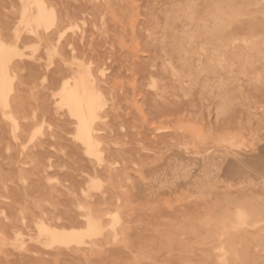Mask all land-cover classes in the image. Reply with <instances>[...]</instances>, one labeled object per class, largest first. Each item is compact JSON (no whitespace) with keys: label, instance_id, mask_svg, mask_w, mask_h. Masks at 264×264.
I'll return each instance as SVG.
<instances>
[{"label":"rangeland","instance_id":"374dc122","mask_svg":"<svg viewBox=\"0 0 264 264\" xmlns=\"http://www.w3.org/2000/svg\"><path fill=\"white\" fill-rule=\"evenodd\" d=\"M6 1L7 2L9 1V2L7 3ZM16 1L18 3L20 2V4H18ZM27 1L28 0H21V1H19V0H2L1 1L2 3L0 2V7H1L0 8L1 9L0 10V18L2 16V19H0V32H1L0 33V39H1L0 41H3L4 43L8 44L9 46L15 47V49L17 48V50H16L17 54L11 55V58L9 61V67H10L9 73H10V76L12 78V81H10L11 79H9L10 83H8V86L11 84L10 87L13 86V87H11V89H13V88L14 89L13 90L8 89L9 90L8 92H11V91L12 92L8 96L9 102H10V103L8 102L9 106H8V108L5 106V108L10 109V110L6 109V111H7V113H6V111L3 108L4 106L0 104V117H2L4 114L5 115L10 114V116H11V117L9 116V118H6V119L4 117L0 118L2 120V122L0 120V122H1L0 124L2 125V126L0 125V128H1L0 129V134H1L0 138H2L1 139L2 141L0 140L1 141L0 142V151H1L0 152V154H1L0 155V163L2 162V165H0L1 166L0 167V174H1L0 175V184H1L0 186H2V187H0V190L4 191V192L6 191L5 195H3L4 192L2 193L0 191V207L3 208V209H0V264H13L16 261H17V263H15V264H20V263L21 264H25V263L31 264V262H32V264H49V263L50 264L51 263L52 264H68V263L74 264L75 259H77L79 261L78 262L76 260L75 264L76 263L77 264H82V263L83 264H106V263L107 264H121V263H123V264H151V263L152 264L153 263L154 264H176V263L177 264L178 263L179 264H207V263L211 264L213 262H214V264H231V262L233 264H264V244H263L264 243V50H263L264 49V45H263L264 42H262L263 44L261 43V41H264V37H262V36H264V33H263L264 32V27H263L264 26V0H256V1H254V0H249V1L243 0L245 2H243L242 0L241 1L239 0L240 3L237 2L238 0H236V2L234 0H227V1L221 0V2L218 0L217 1L216 0L215 1H213V0H206V1L202 0L203 2L200 0H197V1H199L197 3H195L196 0H186V1L185 0H120L121 2L119 0H112V1L111 0H98V1L97 0H93V1L92 0L91 1L90 0H78V1L77 0H44L45 5L51 11L53 9V11H52L53 15L56 16V17H54V19H55L54 21H56V22L55 23H53L54 21L51 22L54 24L52 26H55V27L51 26V29L48 28V25L50 23H48V25L45 24V26H42V25H44L43 23L42 24L40 23V25L39 24L37 25V23L34 20L37 16V13H38V9H37L38 7H36L37 5L34 2V0H29L28 2ZM41 1L43 2V0H41ZM53 1H54V3H53ZM102 1H104V2H102ZM211 1H213V2L210 3ZM31 2H33L35 4H32ZM91 2H92V4H91ZM188 2H190V3L194 2L195 8L193 7L194 5H192V3L188 4ZM214 2H217V3L215 4ZM254 2H256V3H254ZM74 3L78 6H76ZM113 3H114V5H113ZM198 3L199 4L201 3V4L196 5ZM205 3H208V5H205ZM219 3H221V4H219ZM222 3H223L224 7L227 5L226 6L227 8H225V10L223 9L224 11L221 10L224 7H222V6H221L222 8L220 7V5H222ZM244 3L245 4L247 3V5H245ZM21 4H22V6H21ZM31 4L34 7H32ZM72 4H74V5H72ZM123 4H124V6H123ZM181 4L182 5L188 4L189 9L192 10V12L194 10L197 14H198V12H199V14L201 13L199 15L200 18H198V15H193L194 12L190 13L191 11H189L187 5L182 6ZM210 4H211V6H212V4H214L215 6L220 7V8L216 9V7L214 8V5H213V7H211ZM229 4H231V7L233 6V8L231 10H229V7H230ZM233 4L234 5L238 4V5L235 7ZM9 5L12 8L9 7ZM62 5H63V7H62ZM100 5L102 7L104 6L103 7L104 10L101 8ZM57 6L59 7V9ZM105 6H106V10H105ZM179 6H180V8H179L180 10L183 7V12H184L183 15H181L182 13H180V11L178 10ZM186 6H187V9L185 8ZM18 7H21V9ZM26 7H28L27 8L28 11L26 10ZM112 7H114V9ZM237 7L241 10H239ZM31 8H33V9H31ZM199 8H201V9H199ZM208 8H211V10H213V12L210 9H209L210 11H208L207 10ZM234 8H236V11ZM22 9L25 11L22 12ZM97 9H99V11L101 13ZM215 9H216L217 13H215L216 12ZM198 10H201V11H198ZM203 10H205V11H203ZM218 10H221V12L223 11V13L221 14V12H218ZM2 11H3V13H2ZM104 11H105V13H104ZM116 11H117V13H116ZM225 11H227V12L229 11L228 15L226 14L227 12H225ZM10 12H12V13H10ZM118 12H119V14H118ZM230 12L233 14H230ZM22 13H24V15ZM149 13L152 15H150ZM189 13L191 14L190 17L188 16ZM212 13H214L215 15ZM3 14H5V17H3L4 16ZM99 14H101V15H99ZM155 14L157 16H155ZM202 14H203V17H202ZM211 14H212V16H211ZM22 15H23V17H22ZM119 15H121V16H119ZM192 15L195 17L194 18L195 20L193 19ZM207 15H209L208 19L205 17ZM230 15H231V17L229 18L230 20L226 19V17L228 18ZM28 16H29V18H30V16H32V17L35 16V18H33L34 20L33 19L30 20L28 18ZM149 16H151L153 20L151 19V17L149 19L148 18ZM183 16L185 19L188 16L189 18L188 17L187 18L191 19V20H188V19L185 20L183 18ZM221 16H222V19L220 18ZM14 17H16V18H14ZM61 17L63 18V20H61L62 19ZM85 17H86V20H85ZM204 17H205V19H204ZM214 18H215V22L213 21ZM27 19H29L33 24L29 25L26 22ZM196 19H198L200 21H198ZM206 19L208 20V22H205ZM5 20L6 21L8 20V22H6ZM20 20H22V21H20ZM99 20L102 23H100ZM184 20L187 21L188 23L187 22L185 23ZM192 20H194V21H192ZM201 20L204 22L203 24H202ZM210 20H211V22H210ZM81 21H82V23L84 22L85 24H82ZM110 21H111V23H110ZM123 21L125 22V24ZM190 21H192V23L197 21V22H195L197 24L194 23L195 24L194 25ZM11 22L13 24H14V22H16L17 24L15 23L13 25ZM21 22L22 23L24 22L23 25ZM61 22H64V23H61ZM112 22H113V24H112ZM148 22L150 23L149 25H148ZM213 22H214V24H213ZM19 23H21V24H19ZM25 23H27V25L29 27L33 26L32 27L33 31L31 30L32 28H29V27L26 29L27 26ZM34 23H36V24H34ZM126 23H127V27H129V29L126 27ZM199 23H201L202 25H200ZM206 23H207V25H206ZM210 23H211V25H209ZM216 23H217V25H216ZM78 24H79V26H78ZM108 24H109V26H108ZM115 24H117V25H115ZM218 24H220L219 25L220 27L218 26ZM227 24H229V25H227ZM6 25H8V26H6ZM17 25H19V26H17ZM36 25H37V27L40 26L39 28H41V29H39V28H38L39 30L35 29ZM91 25H92V27H91ZM98 25H100L101 27L100 26L97 27ZM114 25L116 26L115 28H114ZM186 25H188V26H186ZM196 25H197V27H196ZM64 26H66V27L62 29V27H64ZM69 26H70V28H69ZM83 26H85V27H83ZM151 26H154V27H151ZM172 26L173 27L175 26L174 30H172L173 29ZM191 26H193V27H191ZM210 26H212V27H210ZM250 26L255 27V28L257 27L258 28V29L256 28L257 30H259V28H260L259 32H257L254 28H252ZM45 27L50 29V30L49 31L46 30ZM170 27L172 29H170ZM198 27L200 29H198ZM205 27H206V29H205ZM247 27L248 28L250 27V28L248 29ZM261 27H263V28L261 29ZM13 28H14V30H12ZM73 28H76V29H73ZM147 28H148V30H147ZM182 28L185 29V32H184V29H182ZM224 28H225V30H224ZM243 28L245 29V32H244ZM71 29H72V31H71ZM176 29H177V31H176ZM180 29H181V31H180ZM217 29H218V32H217ZM246 29H248L249 32H246V31H248ZM77 30L79 33L76 32ZM146 30H147V32H146ZM158 30H159V32H158ZM201 30L205 31L202 33L203 36H201L202 35ZM206 30H207V32H206ZM215 30L217 33H215ZM219 30H221L220 31L221 34H219ZM226 30H228V31L226 32ZM250 30H252V31H250ZM261 30H262V34H261ZM34 31L37 32L36 33L37 35L34 33ZM91 31H93V32H91ZM108 31H109V33H108ZM128 31H129V33H128ZM130 31H131V33H130ZM142 31H144V32L142 33ZM160 31H161V33H160ZM168 31L169 32L171 31V33H169ZM212 31H213V33H212ZM253 31H255V33ZM15 32H17V33H15ZM32 32L34 33L35 36L31 35ZM51 32H53L54 34L52 33V35H51ZM177 32H178V34H175V35H177L176 36L177 38H176L173 33H177ZM187 32H189L188 34H190L192 32H195V33H192V34H194L193 37L191 34H190L191 36L188 37ZM228 32H230V33H228ZM120 33H122V34H120ZM162 33L164 35L166 34L167 36L165 35L166 36L165 37ZM179 33H181V35ZM204 33H207L210 35H206ZM223 33L224 34L227 33L226 35L229 36L230 38L227 37L226 35H225L226 37L223 36ZM252 33H254L255 35L254 34L252 35ZM256 33H259V34H256ZM111 34H112V36H111ZM129 34H130V37H129ZM183 34H184V36H182ZM212 34H214V35H212ZM216 34H219V36L217 35V37H219V39L217 38L216 40H214L216 38V36H215ZM230 34H232V35H230ZM238 34H239V36H237ZM244 34H246L247 36ZM137 35L139 38L137 37ZM140 35H141V38H140ZM161 35H162V37H161ZM170 35H171V37H170ZM198 35H200V36H198ZM220 35L222 37V40H220L221 39ZM241 35H243V36H241ZM77 36H79V37H77ZM80 36H81V38H80ZM158 36H160V37H158ZM206 36H208V38H206ZM252 36H254V38ZM255 36H257V37H255ZM13 37H14V39H13ZM57 37H60V38H57ZM66 37H67V39H66ZM142 37H144V38H142ZM149 37L152 40L151 42H149L150 41ZM152 37L155 39H153ZM163 37L166 39H164ZM179 37L180 38L182 37V40H180ZM185 37H186V39H185ZM195 37H196V40H199V42H200V39L202 37V39H201L202 42L199 43V42H196V40L194 41ZM212 37L214 39H212ZM224 37H225V40H224ZM249 37L251 40L247 39ZM203 38L206 40L203 41L204 40ZM236 38H238V39H236ZM10 39H11V42H13V43L10 42ZM72 39L74 41H72ZM89 39H90V41H89ZM94 39H95V41H94ZM105 39H106V41H105ZM159 39L162 42H160ZM189 39H190V41H189ZM252 40H253V42H252ZM113 41L117 42V43H113ZM142 41H144V42H142ZM147 41H148V43H147ZM209 41H210V45H212V47L214 49L212 47L209 48L210 45H207V43H209ZM214 41H217L218 44H217V42H214ZM34 42H36V43H34ZM182 42L184 43V45ZM205 42H206V44H204ZM144 43L146 44L145 46H144ZM173 43L174 44L176 43V44L174 45ZM198 43H199V45H197ZM252 43H254L255 46ZM256 43H258V44H256ZM28 44H30L32 47H30V45H28ZM37 44L38 45L40 44V46H38ZM187 44H189V45H187ZM203 44H204V46H202ZM216 44H217V47H215ZM225 44H227V45L225 46V49H224V46H222V45H225ZM186 45L187 46L191 45V46L189 48ZM194 45H196V46H194ZM218 45L221 47H219ZM16 46H18V47H16ZM83 46H84V48H83ZM180 46L183 47V48H181L182 50L179 49ZM238 46H239V49L242 50L240 52V54L238 53V51H239V49H237ZM250 46H251V48H252V46H254V48H256L258 50L254 49V48L251 49ZM68 47H69V49H68ZM87 47H89V48H87ZM203 47H205V48H203ZM206 47H208V48L206 49ZM234 47H236L237 52H236V49ZM260 47H261V49H260ZM55 48H56L58 53L54 50ZM101 48H103V49H101ZM231 48H233V49L231 50ZM248 48L250 49V52H249ZM34 49L37 50L38 52L35 51ZM187 49H189V51L192 50L193 52H189ZM195 49L200 52L201 56L198 55L199 52H197ZM209 49H213V50H210L211 53H210ZM218 49H219V51H218ZM243 49L244 50L246 49V51H243ZM259 49H260V51H259ZM61 50H64V51L62 52ZM70 50L73 51L72 52L73 55L71 54ZM108 50L111 51V52L109 51V54L106 53V52H108ZM161 50L162 51L164 50L163 53H161L162 52ZM177 50H180V52L178 53ZM185 50H187V51H185ZM229 50H230V52H229ZM255 50H256V52L257 51H259V52L256 54L255 53L251 54V53H253V51L255 52ZM22 51H24V52H22ZM54 51H55V53H54ZM149 51L154 52L153 55ZM165 51H167V52H165ZM225 51H226V54H227V52L229 53V54H227V56H229L228 60H227V56L225 54ZM232 51H235L233 53V56H235L236 58L232 57V54H231ZM34 52H36L37 54H35ZM81 52L82 53L84 52V53L82 54ZM188 52L191 54L193 53L196 57L193 54L192 55L189 54ZM222 52H224V53H222ZM244 52H247L248 54L244 53ZM19 53L21 55H19ZM22 53L24 55H22ZM104 53H105V55H104ZM155 53L157 56L159 55V57H157L155 55ZM201 53H203V54H201ZM45 54H46V56H45ZM124 54H126L128 58ZM167 54H168V56H167ZM176 54L178 56L180 55L182 57V59H184L186 62L187 61H190V62L186 63L184 60L181 59L180 56L178 57ZM213 54H214V56H213ZM220 54H221V56H220ZM222 54H224L225 56L224 55L222 56ZM243 54H245V55L243 56ZM246 54H247V56H246ZM249 54H251V55H249ZM33 55H34V57H31ZM112 55H114V58ZM131 55H132V57H131ZM171 55H172V57H171ZM186 55H188V60H187ZM98 56H100V58ZM120 56H121V58H120ZM153 56H154V59H153ZM185 56H186V58H185ZM207 56H208V58H206ZM210 56L212 57L211 59H209ZM215 56L218 59L215 58L216 59L215 60L213 58ZM250 56H252V57H250ZM18 57H19V59H18ZM47 57H48V59H47ZM51 57H52V59H51ZM67 57H69V60L67 59ZM197 57H199V59ZM247 57H249V58H247ZM126 58L128 61L129 60L130 61L128 62L126 60ZM159 58H161V59H159ZM192 58H193V60H191ZM28 59L30 60V62ZM36 59H38V60H36ZM73 59L75 61H73ZM172 59H174V60H172ZM180 59H181V61H179ZM212 59L215 60L216 62H213ZM21 60H23V61H21ZM104 60H105V62H104ZM206 60H207V62H206ZM150 61L152 62V66H149L151 64ZM163 61H165V62H163ZM137 62L141 66H138V64H135ZM143 62H145V63H143ZM148 62L150 64H148ZM182 62L183 63L185 62V64L183 65ZM205 62L207 63V65L204 64ZM227 62H228V64H227ZM164 63H165V65H164ZM180 63L184 67L182 65L179 66ZM191 63H193L194 66L191 65ZM210 63L212 65H213V63H215L213 65L214 67L213 66L211 67V65H209ZM57 64H59V65H57ZM64 64H66V65H64ZM82 64H83V66H82ZM89 64L92 66L89 67ZM145 64H147L146 67H144ZM186 64L190 65L189 68L187 67ZM199 64H201V65L198 66ZM95 65L97 67H95ZM120 65L121 66L124 65L127 67L129 66L128 68L126 67L128 70L126 68H123L124 66L121 67ZM155 65L157 67H155ZM202 65H204V66H202ZM215 65H218V67ZM224 65L226 66V69H225ZM61 66H62V68H61ZM86 66H87V68H86ZM147 66H149V67H147ZM176 66H178L179 68ZM208 66L210 68H213V70L209 69ZM16 67H18V68H16ZM41 67H42V69H41ZM130 67H131V69H130ZM180 67H181V69H180ZM192 67H194V68L192 69ZM201 67L205 70H203ZM207 67H208L209 71L207 70ZM96 68H97V70H96ZM146 68H148L149 71H147ZM161 68H162V70H160ZM183 68L184 69L186 68L185 71H183L184 70ZM65 69H66V71L67 70L68 71L66 72ZM108 69H110V70H108ZM121 69L125 73L124 72L122 73ZM129 69H130V71H129ZM136 69H137V71H136ZM139 69H141V70H139ZM151 69H152V72H151ZM153 69L156 71L154 72ZM167 69H170L172 71H169ZM191 69L194 71H192ZM199 69L201 72L203 70L204 73L202 72V74H201ZM214 69H216L217 72ZM75 70H77V71H75ZM166 70H167V73H166ZM206 70H207L208 74L205 73ZM17 71H18V73H17ZM87 71H89V72L87 73ZM157 71H159V72H157ZM162 71L165 73V75ZM188 71H189V74H188ZM195 71L196 72L199 71V73H194ZM210 71H212V72H210ZM21 72L23 74H20ZM78 72H79V74H78ZM141 72H144L143 73L144 76H143V74H141ZM149 72L151 73V75ZM82 73H83V75H82ZM89 73H90V75H89ZM13 74L14 75L16 74L15 78H13L14 77ZM17 74H20V75H17ZM95 74H97V76H99L101 79L98 78L97 76H95ZM98 74H100V75H98ZM169 74H170V76H169ZM214 74H215V76H214ZM103 75H105V76H103ZM147 75H150V76H147ZM154 75H156V76H154ZM181 75L183 77H181ZM212 75H213V77H212ZM220 75H222L223 78L220 77ZM81 76L87 77L89 86H91L92 84L95 85V86H93V85L92 86L97 90L99 95L100 94L104 95V93L108 95V97L106 95H104L101 98L102 102H106L107 104L103 103V105H105V106H103L99 112V115H100V117L98 118L99 120L98 121L96 120V122H94L93 135H94V138L96 139L97 145H96V150L91 152V153L87 149V147L84 144H82V141L79 140L78 136L76 137V135H78L77 131L79 128V126H78V128H76L78 121L76 119L73 120V118H75V117L72 114L70 115V111L68 112L69 109L68 110L65 109L67 107H66V105H64L62 103V100H61V98H62L61 92H62L63 86H62V88H60V86L64 85L69 80H72L69 82L71 84H74V81L76 79L80 78ZM115 76H117V77H115ZM159 76H161V77H159ZM195 76H197V77H195ZM91 77H93V78H91ZM111 78H113V79H111ZM118 78H121V79H118ZM147 78H148V81L146 80ZM157 78H159V79H157ZM190 78H191V80H190L191 82L189 81ZM102 79H104V81ZM150 79H152V80H150ZM42 80H44V81H42ZM210 80H211V82H210ZM216 80H218V81H216ZM20 81H21V84H20ZM48 81H49V84H48ZM92 81H93V83H92ZM105 81H107V82H105ZM141 81H144V83ZM165 81L168 83H166ZM22 82L25 86L22 84ZM125 83H126V85H128V88H127V86H125ZM173 83H175V84L173 85ZM209 83H211V85H213V86L209 87V85H210ZM145 85H147V86H145ZM169 85H170V87H169ZM8 86H7V88H9ZM15 86H18V87H15ZM43 86H45V87H43ZM142 86H144V88L146 90L143 89ZM125 87H126V89H125ZM129 87H130V89H129ZM219 87H220V89H219ZM49 88H50V90H49ZM132 88H133V90H132ZM221 88L222 89L224 88V89L222 90ZM101 89H103V90H101ZM115 89H117V90H115ZM150 89H152V90L150 91ZM53 90L56 92H54ZM119 90H120V92H119ZM144 90L146 93H148L150 91L149 94H147L148 96L143 92ZM147 90H149V91H147ZM99 91H101V92H99ZM132 91L134 92V94ZM219 91L222 93H220ZM125 92H127L130 96L128 97V94ZM131 92H132V94H131ZM136 92H138V93H136ZM167 92H169V95ZM34 93H35V95H34ZM113 93L115 94V96ZM121 94H122V96H121ZM101 95H100V97H101ZM163 95H166V96L163 97ZM19 96H21L22 98ZM56 96H59V98ZM104 97H107V98H104ZM130 97L133 99L131 100ZM10 98H11V100H10ZM129 98H130V100H129ZM43 99H44V102H43ZM16 100H17V102H16ZM55 100H57V101H55ZM31 101H33V102H31ZM21 102H23V103H21ZM21 104H23V105L21 106ZM24 104H26V105H24ZM225 104H226V106H224ZM108 106L109 107L111 106V107L109 108ZM54 107H56V108H54ZM125 107H127V108H125ZM20 108H22V109L20 110ZM16 109H18V110H16ZM23 109H26V110H23ZM27 109H28V112H27ZM132 110H134V111H132ZM20 111H21V114L19 115L18 112H20ZM53 111L55 112V114ZM3 112H4V114H3ZM13 112H15V113H13ZM128 112H130V113H128ZM38 113H40V114H38ZM131 113H133V114H131ZM134 113L137 115V117L135 116V118L137 120H135V118H134ZM24 114H27V115L24 116ZM60 114H62V115H60ZM118 114H119V116H118ZM8 115H7V117H8ZM129 115L131 116V118ZM40 116H42V117H40ZM70 116H73V117H70ZM141 116H142V118H141ZM13 118H14L15 122H13ZM35 118H36V120H35ZM41 119H42V122H41ZM115 120H116V122H115ZM16 121H19L18 126H17ZM32 122L34 123V125L35 124L36 125L34 126ZM118 123H120V124H118ZM126 123H128L129 125ZM4 124H6V125H4ZM27 124L29 125L28 129H27V127H28ZM3 125H4V127H3ZM14 125H16L17 127H15ZM99 125H101V126H99ZM111 125H112V127L114 126V128H112ZM144 125H145V128H144ZM5 126H6V129H3V128H5ZM102 126H103V128H102ZM140 126L142 129H140ZM148 126H149L150 130L148 129ZM189 126H191V127H189ZM22 127H24V128H22ZM16 128H17V130H16ZM55 128L57 130H54ZM60 128L62 130H60ZM75 128H76V130H75ZM186 128H187V130H186ZM9 129H10L11 133H10ZM128 129L130 131H128ZM3 130H5V131H3ZM12 131H14V134L12 133ZM54 131H55V134H53ZM126 131H128V132H126ZM116 132L118 133L119 137L117 136ZM147 132L149 133V135ZM174 132H175V135H174ZM2 133L3 134L6 133V134L3 135ZM7 133H9V134H7ZM22 133H24V134L22 135ZM37 133L39 135H37ZM40 133H41V135H40ZM67 133L68 134L70 133V134L68 135ZM123 133L125 136L123 135ZM127 133L129 136H127ZM198 133H200V134H198ZM232 133H234V134H232ZM66 134L68 137L66 136ZM213 134H214V136H213ZM19 135L20 136L22 135V136L20 137ZM59 135H61V136H59ZM103 135L105 137H103ZM107 135H108V137H106ZM114 135H115V137H114ZM158 135L161 137V139ZM162 135L164 137V140H163ZM165 135H166V137H165ZM18 136L21 139H19ZM26 136H27V138H26ZM41 136H43V137H41ZM188 136H189V138H188ZM56 137H58V138H56ZM149 137H150V140L148 139ZM183 137H184V139H183ZM3 138L5 140L8 139V140H6L8 142L3 140ZM24 138H25V140H24ZM73 138H74V140H73ZM132 138H135V141ZM166 138L168 139V141L166 140ZM176 138H177V140H179V139L180 140L177 141ZM185 138H188V139H185ZM201 138H203V140ZM9 139L12 140L11 143L9 142L10 141ZM60 139H62V140L59 141ZM130 139H132V141H129ZM29 140H31L32 143ZM51 140H53V141H51ZM55 140L56 141L58 140L57 141L58 143H56ZM49 141H50V143H49ZM67 141H69V142H67ZM142 141H144V142H142ZM196 141H198V142H196ZM79 142H81V143L78 144ZM159 142H160V144H157ZM169 142H170V144H169ZM174 142H176V143L174 144ZM184 142H185V144H184ZM187 142H189V143H187ZM6 143H7V145H6ZM25 143H26V145H25ZM100 143H102L101 146H99ZM149 143H151V144H149ZM177 143H179V144L176 145ZM33 145H34V147H33ZM71 145H73V146H71ZM81 145H83V146H81ZM150 145L153 146L152 149H151ZM167 145H168V147H167ZM47 146L48 147L50 146V147L48 148ZM51 146H52V148H51ZM67 146H69V147H67ZM158 146H160L161 149H160V147L156 148ZM197 146H199V147H197ZM65 147L67 149H65ZM135 147H137V148H135ZM162 147H163V149H162ZM36 148L38 150H36ZM44 148H46V149H44ZM138 148H140L141 150ZM83 149H85V150H83ZM12 150H14V152L15 151L16 152L14 153ZM53 150H55V151H53ZM107 150H109V151H107ZM158 150L160 152H158ZM50 151H53L55 154H53V152H50ZM116 151H117V154H116ZM131 151H132V154H131ZM133 151H135L137 153V154H135V156L133 154L135 152H133ZM82 152H84V153H82ZM124 152L125 153L127 152V153L125 154ZM74 153L76 156L74 155ZM226 153H227V155H226ZM7 154H8V156H7ZM30 154L32 156L29 157L28 155H30ZM66 154L68 157L66 156ZM77 154H78V156H77ZM110 154L112 155L111 157H110ZM123 154H124V156H123ZM174 154H175V156H174ZM37 155H39V156L35 157ZM79 155L81 157H79ZM149 155H151L152 159H151V157H149ZM1 156H2L3 160L1 158ZM5 156H7V157H5ZM50 156H52V157H50ZM139 156L141 157V160H140ZM12 157H13V159L16 158V159H14L15 161L12 159ZM83 157L85 158L84 162H83V160H84ZM87 157H88V159H86ZM36 158H38V159H36ZM76 158H77V160L82 159L81 161L83 163L81 161L76 162L77 161ZM43 159H45V160H43ZM60 159H61V161H60ZM62 159H63V161H62ZM91 159H93L94 162ZM121 159L123 161H121ZM17 160H18V162H17ZM23 160H25V162ZM56 160H57V163H55V166H54V163L52 161L56 162ZM111 160H112V162H111ZM142 160H144V161H142ZM11 161H13V162H11ZM116 161H118V162H116ZM133 161H134V163H133ZM9 162H10V164L14 170L12 169L11 166H9L10 165ZM42 162H44L45 165ZM66 162H68V164ZM72 162H73V164H71ZM6 163H7V165L8 164L9 165L6 166ZM77 163L79 165H82V164H84V165H82V167H81V166L77 165ZM56 164L58 165V167ZM85 164H88V165H85ZM34 165L35 166L37 165V167H36L37 169L35 168ZM83 166L84 167L86 166V167L84 168ZM9 167H10L9 170H11V171L13 170L14 172L16 171L15 169H17L18 173H17V171L15 173L13 171H12L13 173L12 172L10 173L8 170ZM72 168H73V171H72ZM88 168H90V169H88ZM32 169H33V171H32ZM89 170H90V172H89ZM77 171L79 172V174ZM85 171H87V172H85ZM27 172L28 173L30 172V173L28 174ZM32 172H33V174H32ZM48 172H50V173H48ZM66 172L67 173L69 172V174H67ZM91 172L92 173L94 172V173L91 174ZM6 173H8L10 175H8ZM16 173H17V175H15ZM12 174H14V175L11 176ZM30 174H32V175H30ZM60 174L63 176V178ZM82 174L86 178H84ZM11 177H13L12 178V179H14L13 181H12ZM30 177H32V179ZM4 178H5V181H4ZM27 178H30V179H27ZM42 178H43V180H42ZM82 178H83V180H82ZM86 179H88L89 182H88V180L86 181ZM6 180L8 181V183H6L7 182ZM77 180H79L81 182L79 183V181H77ZM75 181H76V183L77 182L78 183L76 184ZM71 182L73 183V185L71 184ZM112 183H113V185H112ZM19 184H21V185H19ZM64 184L66 185V187ZM80 184L82 187L80 186ZM12 185L14 186V188ZM38 185H39V187H38ZM15 186H16V188H15ZM20 186L22 189L20 188ZM30 186H32V188ZM74 186H77L78 188L76 187L77 188L76 189ZM3 187H4V189L2 190ZM42 187H44V188H42ZM56 187H58V190ZM26 188L28 189V192H27ZM12 189L14 191H16V193L19 192V190L24 191V194H23V191H20L22 194V197H24L23 199H22V197L20 198V195H21L20 193L14 194L15 197H19L18 198V199H20L19 203H18L19 200L13 196L14 191ZM63 189H65V190H63ZM78 189H80V191ZM150 189L152 192L150 191ZM43 190H45L44 192L46 194L43 192ZM105 190L108 193L105 192ZM59 191H61V192H59ZM109 191L112 193L110 194ZM113 191H114V193H113ZM32 192H33V194H32ZM52 192H54V194ZM76 192L77 193L79 192V195ZM49 193H51V194H49ZM63 193H64V195H63ZM80 193H81V195H80ZM92 193H93L94 197L92 196ZM99 193H100V195H98ZM18 194H19V196H18ZM11 195H12V197H11ZM40 195L42 198H39ZM43 195H50V196H43ZM52 195H54V196H52ZM66 195H67V197H65ZM112 195H113V197H112ZM4 196H6V197H4ZM63 196H64V198H63ZM139 196H140V199H139ZM10 197H11V199H10ZM43 197H44V201H43ZM49 197L53 198V199H49ZM57 197H59V198H57ZM12 199L14 201H12ZM105 199H106V201H105ZM126 199H128L129 201ZM144 199H146V200H144ZM21 200L22 201L24 200V201L21 202ZM50 200L51 201L53 200L54 202L51 203ZM70 200L73 203H71ZM73 200L76 202L74 203ZM97 200L99 202H101L103 200L105 203L104 202L99 203ZM55 201H57V202H55ZM169 201H170V203H169ZM64 202H66L67 204ZM82 202H84V203H82ZM107 202L109 204H107ZM115 202H117V203H115ZM63 203H64V206H66V207H64V206L62 207ZM89 203H91V205ZM95 203H97V204H95ZM102 203H104V204H102ZM9 204H11L13 207L17 206V208L13 209V207H11V205H9ZM31 204L34 206H32ZM58 204H59V206H57ZM76 204H78V205H76ZM111 204L113 206H111ZM152 205H154V206H152ZM29 206L32 208H30ZM73 206H74V208H73ZM232 206H233V208H232ZM7 207L11 208L10 210L11 211L13 210L12 211L13 213L11 211H9V209L6 210L5 208H7ZM67 207L72 209V211L70 209H68ZM117 207H118V209H117ZM142 207H144V208H142ZM58 208L60 211L58 210ZM99 208H101V209H99ZM121 208H124L125 211L122 210ZM169 208H170V210H169ZM48 209L52 212L50 213V211ZM61 209H63V210H61ZM231 209H232V212H231ZM233 209H234V211H233ZM65 210L70 212V214H67L68 212L65 213ZM92 210H94V211H92ZM225 210H227V211H225ZM16 211H18V213H16ZM46 211H47V213H46ZM57 211H59V212H57ZM78 212L81 214H79ZM92 212H94L95 215ZM220 212H222V213L220 214ZM14 213H16V214H14ZM72 214L74 216L75 215L76 216L74 217ZM122 214L125 216L123 217ZM157 214L158 215L161 214V215L157 216ZM7 215H8V217H6ZM70 215H72L73 217ZM98 215H99V217H98ZM109 215H110V217H108ZM116 215H117V217H116ZM211 215H213V216H211ZM80 216H82V217H80ZM145 216L147 218H145ZM15 217H18V218H15ZM27 217H29V219ZM67 217L68 218L70 217L71 219L70 218L68 219ZM90 217L99 221V224L101 222L100 231H97L91 235H85V236H83V233H81L82 237L80 238V241H78V242L77 241H69V242L52 241L50 239V237H48V235H46L45 233L44 234L41 233L42 231L39 228L42 224L43 225L45 224L46 226H49L52 229H55L58 231L66 230V229H67L66 231H68V230L70 231V229H71V230H78V231L81 230V232H84V230L87 229L86 226L88 227V218H90ZM139 217H140V220H139ZM148 217H150L152 219L149 220L150 218L148 219ZM30 218H31V220H30ZM76 218L78 220H75ZM113 219H114V223H111V222H113L112 221ZM171 219H172V221H171ZM116 220L117 221L119 220L118 223ZM133 220H134V222H133ZM20 221H22L23 223ZM135 221H136V224H135ZM142 221H144L145 223ZM41 222H42V224H41ZM57 222H58V224H57ZM79 222H81V225ZM148 222H150L151 224ZM164 222L166 225H164ZM159 223H160V225H159ZM118 224H120V225H118ZM122 224H124V225H122ZM30 225H32L33 229L30 228L31 227ZM69 225H70V228H69ZM154 225H156V226H154ZM145 226H147L148 228ZM198 226H200V227H198ZM10 227H11V229H10ZM109 227H111V229ZM132 227H135V229L133 228L134 231H133ZM144 227H145V229H144ZM153 227H155V228H153ZM7 228H9V229H7ZM136 228H138V229H136ZM25 229L27 231H25ZM141 229H142V231L144 230L145 232L144 231L142 232ZM147 229H148V231H147ZM150 229L153 230V233H151L152 231ZM173 230L175 233L173 232ZM6 231H7V233H6ZM137 231H140V234H142V235H139L141 237L138 236L139 239L136 237L137 234H139V232H137ZM201 231H203V232H201ZM135 232H137V233H135ZM144 233H145V235H143ZM151 234H153V235H151ZM202 234H204V235H202ZM146 235L149 236L151 239L149 237L147 238ZM17 236L19 239L17 238ZM129 236H131V238ZM156 236L159 237L160 239L157 238ZM46 237H48V238H46ZM144 237H146V238H144ZM136 240H137V242H136ZM216 240H217V242H216ZM51 241L53 242V244L51 243ZM142 241H144V243ZM100 242L103 243L104 246L101 245ZM134 242L137 243V246H136V243H134ZM255 244H257V245H255ZM45 245L47 246V248L44 247ZM50 245H52V246H50ZM41 246H42V248H41ZM122 246L125 248H123ZM65 247H66V249H65ZM116 247H118V248H116ZM178 248H179V250H178ZM198 248L199 249L203 248L204 250L201 251ZM82 249H84V250L86 249V251H84V250L82 251ZM116 249H117V251H116ZM240 249H242V250H240ZM45 250H46V252H45ZM64 250H65V252H64ZM109 250H111V251H109ZM194 250H196V251H194ZM62 251H63V253H62ZM118 251H120L121 254H119L120 252H118ZM55 252H56V254H55ZM41 253H43V254H41ZM105 253H106V255H105ZM111 253L114 256H112ZM31 254H33V255H31ZM62 254H64V255H62ZM116 254H117V256H116ZM162 254H165V256H163ZM200 254H201V256H200ZM248 255L249 256L252 255L251 256L252 258L254 256L255 257L252 259ZM152 256H154V257H152ZM67 257H69V260ZM122 257H124L125 259L124 258L122 259ZM129 257H131L132 259ZM65 258H67V259H65ZM71 258H73V259H71ZM98 258H99V260H98ZM102 258L104 261L102 260ZM127 258H129V259H127ZM205 258H208V259L205 260ZM60 259H62L63 261ZM158 259L160 262L159 261L157 262ZM194 259H195V261H193ZM67 260L72 261V262H68ZM196 260H198V262ZM19 261H20V263H19ZM97 261L98 262L101 261V262L98 263ZM211 261H213V262H211ZM90 262H92V263H90Z\"/></svg>","mask_w":264,"mask_h":264},{"label":"bare ground","instance_id":"6f19581e","mask_svg":"<svg viewBox=\"0 0 264 264\" xmlns=\"http://www.w3.org/2000/svg\"><path fill=\"white\" fill-rule=\"evenodd\" d=\"M1 1H2V0H1ZM1 1H0V2H1ZM19 1H21V0H19ZM28 1H29V0H28ZM28 1H27V2H28ZM77 1H78V0H77ZM90 1H91V0H90ZM92 1H93V0H92ZM97 1H98V0H97ZM111 1H112V0H111ZM119 1H120V0H119ZM185 1H186V0H185ZM185 1H184V2H185ZM200 1H202V0H200ZM205 1H206V0H205ZM213 1H215V0H213ZM213 1H211L210 3H212ZM216 1H217V0H216ZM218 1L221 2V0H218ZM224 1H227V0H224ZM224 1H223V2H224ZM234 1L236 2V0H234ZM240 1H241V0H240ZM240 1L238 0L237 2L240 3ZM242 1H243V0H242ZM246 1H247V0H246ZM248 1H249V0H248ZM254 1H256V0H254ZM4 2H5V1H4ZM6 2H7V1H6ZM8 2H9V1H8ZM8 2H7V3H8ZM16 2H17V1H16ZM34 2H35L36 5H37V6H36V5H35V6L38 7V8H37V9H38L37 16H36V18H35V16L32 17V16H33V15H32V16H30V18H29V16H28V18H29L30 20H32L33 18H35V20H34V19H33V20L37 23V25H38V24L40 25V23H41V24L43 23L44 25H42V26H45V24L48 25V23H50V24L48 25V28L51 29V26L54 25L53 23L56 22V21H54V20H55L54 17H56V16L53 15V12H52L53 9H52V11H51V10L45 5L44 0H43V2H42L41 0H34ZM55 2H56V1H55ZM79 2H80V1H79ZM81 2H82V1H81ZM87 2H88V1H87ZM102 2H104V1H102ZM113 2H114V1H113ZM120 2H121V1H120ZM197 2H199V1L196 0L195 3H197ZM202 2H203V1H202ZM207 2H208V1H207ZM230 2H231V1H230ZM230 2H229V3H230ZM243 2H245V1H243ZM243 2H242V3H243ZM1 3H2V2H1ZM13 3H14V2H13ZM17 3H18V2H17ZM21 3H22V2H21ZM31 3H32V4H35V3H33V2H31ZM51 3H52V2H51ZM53 3H54V1H53ZM115 3H116V2H115ZM189 3H190V2H188V4H189ZM191 3H192V2H191ZM191 3H190V4H191ZM193 3H194V2H193ZM193 3H192V5H194L193 7L195 8V3H194V4H193ZM208 3H209V2H208ZM208 3H205V5H208ZM214 3L216 4L217 2H214ZM248 3H249V2H248ZM254 3H256V2H254ZM257 3H258V2H257ZM261 3H262V2H261ZM18 4H20V2H19ZM32 4H31V6H32ZM49 4H50V3H49ZM74 4H75V3H74ZM74 4H72V5H74ZM91 4H92V2H91ZM96 4H97V3H96ZM116 4H117V3H116ZM116 4H115V5H116ZM188 4H184V5H187V6H188ZM200 4H201V3H200ZM200 4L198 3V4H196V5H200ZM219 4H221V3H219ZM225 4H226V3H225ZM227 4H228V3H227ZM244 4H245V3H244ZM249 4H250V3H249ZM1 5H2V4H1ZM3 5H4V4H3ZM11 5H12V4H11ZM16 5H17V4H16ZM66 5H67V4H66ZM75 5H76V4H75ZM84 5H85V4H84ZM93 5H94V4H93ZM113 5H114V3H113ZM118 5H119V4H118ZM181 5H182V4H181ZM181 5H180V6H181ZM184 5H182V6H184ZM213 5H214V4H212V6H211V4H210L211 7H213ZM229 5H230V7H231V4H229ZM229 5H228V6H229ZM233 5H234V4H233ZM237 5H238V4H236V5H234V6L236 7ZM245 5H247V3H246ZM250 5H251V4H250ZM250 5H249V6H250ZM262 5H263V4H262ZM18 6H19V5H18ZM21 6H22V4H21ZM54 6H55V5H54ZM76 6H78V5H76ZM100 6H101V5H100ZM123 6H124V4H123ZM180 6L178 7V10L180 11V13H182L181 15H183V13H184V12H183V7H182V9L180 10V9H179ZM187 6L185 7L186 9H187ZM210 6H209V7H210ZM221 6L224 7V6H223V3H222V5H220V7H221ZM226 6H227V5H226ZM226 6H225L224 8L221 7V8H222L221 10H223V9L225 10V8H227ZM242 6H243V5H242ZM249 6H248V7H249ZM9 7H11V6L9 5ZM16 7H17V6H16ZM16 7H15V8H16ZM24 7H25V6H24ZM24 7H23V8H24ZM32 7H34V6H32ZM55 7H56V6H55ZM57 7H58V6H57ZM62 7H63V5H62ZM103 7H104V6H103ZM103 7L101 6L102 9H103ZM116 7H117V6H116ZM153 7H154V6H153ZM191 7H192V6H191ZM203 7H204V6H203ZM215 7H216V9H217V8H220V7H217V6L214 5V8H215ZM230 7H229V10H231V9L233 8V6H232L231 8H230ZM239 7H240V6H239ZM0 8H1V7H0ZM11 8H12V7H11ZM11 8H10V9H11ZM18 8L21 9V7H18ZM27 8H28V7H26V10H27ZM29 8H30V7H29ZM74 8H75V7H74ZM101 8H100V9H101ZM112 8L114 9V7H112ZM185 8H184V9H185ZM201 8H202V7H201ZM201 8H199V9H201ZM214 8H213V9H214ZM237 8H238V7H237ZM5 9H6V8H5ZM31 9H33V8H31ZM58 9H59V7H58ZM63 9H64V8H63ZM93 9H94V8H93ZM116 9H117V8H116ZM125 9H126V8H125ZM188 9H189V6H188ZM202 9H203V8H202ZM205 9H206V8H205ZM209 9L211 10V8H208L207 10L210 11ZM216 9H215V11H216ZM234 9H235V11H236V8H234ZM238 9H239V8H238ZM0 10H1V9H0ZM2 10H3V9H2ZM13 10H14V9H13ZM65 10H66V9H65ZM69 10H70V9H69ZM72 10H73V9H72ZM91 10H92V9H91ZM94 10H95V9H94ZM97 10L99 11V9H97ZM103 10H104V9H103ZM105 10H106V6H105ZM135 10H136V9H135ZM150 10H151V9H150ZM195 10H196V9H195ZM207 10H206V11H207ZM221 10H218V12H221ZM224 10H223V11H224ZM239 10H241V9H239ZM5 11H6V10H5ZM8 11H9V10H8ZM14 11H15V10H14ZM23 11H25V10L22 9V12H23ZM27 11H28V10H27ZM87 11H88V10H87ZM89 11H90V10H89ZM98 11H97V12H98ZM117 11H118V10H117ZM117 11H116V13H117ZM151 11H152V10H151ZM181 11H182V12H181ZM184 11H185V10H184ZM187 11H188V10H187ZM189 11H191L190 13H193V12H194L193 15H198V18H200L199 15H200L201 13L199 14V12H198V14H197L194 10H193V12H192V10H190V9H189ZM189 11H188V12H189ZM198 11H201V10H198ZM203 11H205V10H203ZM211 11L213 12V10H211ZM223 11L221 12V14L223 13ZM95 12H96V11H95ZM99 12H100V11H99ZM125 12H126V11H125ZM153 12H154V11H153ZM153 12H152V13H153ZM225 12H227V11H225ZM228 12H229V11H228ZM228 12L226 13L227 15H228ZM239 12H240V11H239ZM2 13H3V11H2ZM10 13H12V12H10ZM100 13H101V12H100ZM104 13H105V11H104ZM104 13H103V14H104ZM150 13H151V12H150ZM150 13H149V14H150ZM158 13H159V12H158ZM190 13L188 14L189 17H190V15H191ZM210 13H211V12H210ZM210 13H209V14H210ZM215 13H217V11H216ZM22 14L24 15V13H22ZM25 14H26V13H25ZM65 14H66V13H65ZM81 14H82V13H81ZM81 14H80V15H81ZM85 14H86V13H85ZM97 14H98V13H97ZM108 14H109V13H108ZM118 14H119V12H118ZM149 14H148V15H149ZM204 14H205V13H204ZM207 14H208V13H207ZM212 14H214V13H212ZM212 14H211V16H212ZM219 14H220V13H219ZM230 14H233V13L230 12ZM3 15H4L3 17H5V14H3ZM23 15H22V17H23ZM35 15H36V14H35ZM55 15H56V14H55ZM69 15H70V14H69ZM99 15H101V14H99ZM123 15H124V14H123ZM123 15H122V16H123ZM150 15H152V14H150ZM185 15H186V14H185ZM193 15H192V16H193ZM214 15H215V14H214ZM223 15H224V14H223ZM11 16H12V15H11ZM25 16H26V15H25ZM60 16H61V15H60ZM64 16H65V15H64ZM81 16H82V15H81ZM86 16H87V15H86ZM89 16H90V15H89ZM119 16H121V15H119ZM155 16H157V15L155 14ZM188 16H187V17H188ZM208 16H209V15H207V16H205V17L208 19ZM224 16H225V15H224ZM6 17H7V16H6ZM17 17H18V16H17ZM58 17H59V16H58ZM69 17H70V16H69ZM94 17H95V16H94ZM123 17H124V16H123ZM150 17H151V16H149L148 18L150 19ZM153 17H154V16H153ZM158 17H159V16H158ZM181 17H182V16H181ZM187 17H186V19L189 18V17H188V18H187ZM202 17H203V14H202ZM205 17H204V19H205ZM230 17H231V15H230L228 18L226 17V19H229ZM235 17H236V16H235ZM11 18H12V17H11ZM11 18H10V19H11ZM14 18H16V17H14ZM20 18H21V17H20ZM24 18H25V17H24ZM61 18H62V17H61ZM71 18H72V17H71ZM74 18H75V17H74ZM95 18H96V17H95ZM95 18H94V19H95ZM120 18H121V17H120ZM126 18H127V17H126ZM183 18H184V16H183ZM194 18H195V17L193 16V19H194ZM218 18H219V17H218ZM220 18L222 19V16H221ZM0 19H2V16H1ZM10 19H9V20H10ZM29 19H27L26 22H27L29 25H30V24L32 25L33 23H32ZM90 19H91V18H90ZM110 19H111V18H110ZM110 19H109V20H110ZM124 19H125V18H124ZM151 19H152V17H151ZM181 19H182V18H181ZM184 19H185V18H184ZM186 19H185V20H186ZM207 19H206V21H205V20H204V21H205V22H208ZM210 19H211V18H210ZM224 19H225V18H224ZM226 19H225V20H226ZM3 20H4V19H3ZM13 20H14V19H13ZM13 20H12V21H13ZM16 20H17V19H16ZM23 20H24V19H23ZM61 20H63V18H62ZM74 20H75V19H74ZM85 20H86V17H85ZM152 20H153V19H152ZM152 20H151V21H152ZM185 20H184V21H185ZM188 20H191V19H188ZM194 20H195V19H194ZM194 20H192V21H194ZM196 20H198V19H196ZM229 20H230V19H229ZM5 21H6V20H5ZM20 21H22V20H20ZM53 21H54V22H53ZM75 21H76V20H75ZM77 21H78V20H77ZM147 21H148V20H147ZM156 21H157V20H156ZM192 21H190V22L192 23ZM198 21H200V20H198ZM213 21L215 22V18H214ZM222 21H223V20H222ZM6 22H8V20H7ZM18 22H19V21H18ZM51 22H53V23H51ZM65 22H66V21H65ZM86 22H87V21H86ZM93 22H94V21H93ZM93 22H92V23H93ZM99 22H100V20H99ZM99 22H98V23H99ZM123 22H124V21H123ZM158 22H159V21H158ZM186 22H187V21H185V23H186ZM195 22H197V21H195ZM195 22H194V23H195ZM201 22H202V24L204 23L202 20H201ZM210 22H211V20H210ZM214 22H213V24H214ZM217 22H218V21H217ZM11 23H12V22H11ZM15 23H16V22H14V24H15ZM21 23H22V22H21ZM21 23H19V24H21ZM23 23H24V22H23ZM23 23H22V25H23ZM27 23H25L26 26H27L26 29L29 27V26L27 25ZM36 23H34V24H36ZM61 23H64V22H61ZM66 23H67V22H66ZM78 23H79V22H78ZM81 23H82V21H81ZM100 23H102V22H100ZM106 23H107V22H106ZM110 23H111V21H110ZM115 23H116V22H115ZM118 23H119V22H118ZM127 23H128V22H127ZM127 23H126V27H127ZM152 23H153V22H152ZM187 23H188V22H187ZM194 23H192V24H194ZM219 23H220V22H219ZM222 23H223V22H222ZM228 23H229V22H228ZM6 24H7V23H6ZM8 24H9V23H8ZM12 24H13V23H12ZM14 24H13V25H14ZM16 24H17V23H16ZM82 24H85V23L83 22ZM112 24H113V22H112ZM124 24H125V22H124ZM149 24H150V23L148 22V25H149ZM156 24H157V23H156ZM195 24H197V23H195ZM195 24H194V25H195ZM199 24L202 25L201 23H199ZM223 24H224V23H223ZM2 25H3V24H2ZM37 25L35 26V29H38V28L40 27V26L37 27ZM60 25H61V24H60ZM60 25H59V26H60ZM92 25H93V24H92ZM92 25H91V27H92ZM100 25H101V24H100ZM100 25H98L97 27H99ZM115 25H117V24H115ZM115 25H114V28L116 27ZM118 25H119V24H118ZM188 25H189V24H188ZM188 25H186V26H188ZM206 25H207V23H206ZM206 25H205V26H206ZM209 25H211V23H210ZM216 25H217V23H216ZM219 25H220V24H218V26H219ZM221 25H222V24H221ZM227 25H229V24H227ZM6 26H8V25H6ZM17 26H19V25H17ZM49 26H50V27H49ZM75 26H76V25H75ZM75 26H74V27H75ZM78 26H79V24H78ZM86 26H87V25H86ZM101 26H102V25H101ZM101 26H100V27H101ZM108 26H109V24H108ZM146 26H147V25H146ZM175 26H176V25H175ZM175 26H174V27L172 26L173 29L170 27V29L174 30V29H175ZM198 26H199V25H198ZM247 26H248V25H247ZM10 27H11V26H10ZM32 27H33V26H32ZM32 27H29V28H32ZM46 27H47V26H46ZM46 27H45V29L49 31L50 29H48V28H46ZM52 27H55V26H52ZM65 27H66V26L62 27V29L65 28ZM67 27H68V26H67ZM83 27H85V26H83ZM117 27H118V26H117ZM149 27H150V26H149ZM151 27H154V26H151ZM191 27H193V26H191ZM194 27H195V26H194ZM196 27H197V25H196ZM208 27H209V26H208ZM210 27H212V26H210ZM219 27H220V26H219ZM225 27H226V26H225ZM227 27H228V26H227ZM244 27H245V26H244ZM250 27H252V26H250ZM250 27H249V28H250ZM259 27H260V26H259ZM263 27H264V26H263ZM263 27H261V29H262ZM14 28H15V27H14ZM14 28H13L12 30H14ZM43 28H44V27H43ZM69 28H70V26H69ZM69 28H68V29H69ZM77 28H78V27H77ZM79 28H80V27H79ZM81 28H82V27H81ZM118 28H119V27H118ZM120 28H121V27H120ZM122 28H123V27H122ZM127 28L129 29V27H127ZM145 28H146V27H145ZM155 28H156V27H155ZM184 28H185V27H184ZM184 28H182V29H184ZM203 28H204V27H203ZM203 28H202V29H203ZM245 28H246V27H245ZM247 28H248V27H247ZM249 28H248V29H249ZM252 28H254L257 32H259V30H260V28H259V30H257V29H258L257 27H256L257 29H256L255 27H252ZM39 29H41V28H39ZM39 29H38V30H39ZM59 29H60V28H59ZM73 29H76V28H73ZM84 29H85V28H84ZM94 29H95V28H94ZM153 29H154V28H153ZM157 29H158V28H157ZM160 29H161V28H160ZM166 29H167V28H166ZM185 29H186V28H185ZM185 29H184V32H185ZM191 29H192V28H191ZM198 29H200V28L198 27ZM205 29H206V27H205ZM207 29H208V28H207ZM213 29H214V28H213ZM243 29H244V28H243ZM248 29H246V30H248ZM1 30H2V29H1ZM12 30H11V31H12ZM31 30L33 31V28H32ZM69 30H70V29H69ZM69 30H68V31H69ZM92 30H93V29H92ZM108 30H109V29H108ZM120 30H121V29H120ZM147 30H148V28H147ZM147 30H146V32H147ZM178 30H179V29H178ZM193 30H194V29H193ZM193 30H192V31H193ZM196 30H197V29H196ZM196 30H195V31H196ZM224 30H225V28H224ZM15 31H16V30H15ZM26 31H27V30H26ZM60 31H61V30H60ZM66 31H67V30H66ZM71 31H72V29H71ZM94 31H95V30H94ZM118 31H119V30H118ZM144 31H145V30H144ZM144 31H142V33H143ZM166 31H167V30H166ZM176 31H177V29H176ZM176 31H175V32H176ZM180 31H181V29H180ZM198 31H199V30H198ZM201 31H202V30H201ZM209 31H210V30H209ZM220 31H221V30H219V34H221ZM227 31H228V30H226V32H227ZM250 31H252V30H250ZM27 32H28V31H27ZM45 32H46V31H45ZM76 32H78V30H77ZM82 32H83V31H82ZM82 32H81V33H82ZM91 32H93V31H91ZM111 32H112V31H111ZM115 32H116V31H115ZM120 32H121V31H120ZM158 32H159V30H158ZM168 32H169V31H168ZM189 32H190V31H189ZM189 32H187V34H188ZM196 32H197V31H196ZM203 32H205V31H202L201 34H202ZM206 32H207V30H206ZM217 32H218V29H217ZM217 32H216V30H215V33H217ZM232 32H233V31H232ZM244 32H245V29H244ZM246 32H249V30L246 31ZM253 32L255 33V31H253ZM0 33H1V32H0ZM7 33H8V32H7ZM9 33H10V32H9ZM13 33H14V32H13ZM15 33H17V32H15ZM25 33H26V32H25ZM32 33H33V32H32ZM32 33H31V35H32V36H35L34 33L36 34L37 32L34 31V33H33V34H32ZM39 33H40V32H39ZM52 33H53V32H51V35H52ZM57 33H58V32H57ZM72 33H73V32H72ZM78 33H79V32H78ZM108 33H109V31H108ZM128 33H129V31H128ZM130 33H131V31H130ZM137 33H138V32H137ZM137 33H136V34H137ZM160 33H161V31H160ZM164 33H165V32H164ZM169 33H171V31H170ZM181 33H182V32H181ZM181 33H179V34L181 35ZM192 33H195V32H192ZM192 33H190V34H191L192 37H193L194 34H192ZM209 33H210V32H209ZM212 33H213V31H212ZM228 33H230V32H228ZM254 33H252V35H253ZM263 33H264V32H263ZM29 34H30V33H29ZM53 34H54V33H53ZM59 34H60V33H59ZM61 34H62V33H61ZM88 34H89V33H88ZM96 34H97V33H96ZM113 34H114V33H113ZM120 34H122V33H120ZM158 34H159V33H158ZM162 34H163V33H162ZM167 34H168V33H167ZM173 34H174V35H175V34H178V32H177V33H173ZM190 34H188V37L191 36ZM197 34H198V33H197ZM204 34H206V35H210L211 33H210V34L204 33ZM219 34H216V35H215V36H216L215 39L213 38V37H214V36H213L212 39H214V40H216L217 38L219 39V37H217V35L219 36ZM226 34H227V33H226ZM226 34L223 33V36H225ZM256 34H259V33H256ZM261 34H262V30H261ZM17 35H18V34H17ZM36 35H37V34H36ZM63 35H64V34H63ZM67 35H68V34H67ZM81 35H82V34H81ZM98 35H99V34H98ZM109 35H110V34H109ZM138 35H139V34H138ZM138 35H137V37H138ZM141 35H142V34H141ZM141 35H140V38H141ZM148 35H149V34H148ZM163 35H164V34H163ZM165 35H166V34H165ZM165 35H164V36H165ZM212 35H214V34H212ZM212 35H211V36H212ZM230 35H232V34H230ZM234 35H235V34H234ZM244 35H246V34H244ZM254 35H255V34H254ZM12 36H13V35H12ZM49 36H50V35H49ZM60 36H61V35H60ZM72 36H73V35H72ZM87 36H88V35H87ZM90 36H91V35H90ZM111 36H112V34H111ZM166 36H167V35H166ZM166 36H165V37H166ZM168 36H169V35H168ZM176 36H177V35H175V37H176ZM182 36H184V34H183ZM186 36H187V35H186ZM198 36H200V35H198ZM201 36H203V34H202ZM226 36H227V35H226ZM226 36H225V37H226ZM237 36H239V34H238ZM241 36H243V35H241ZM246 36H247V35H246ZM248 36H249V35H248ZM41 37H42V36H41ZM77 37H79V36H77ZM104 37H105V36H104ZM129 37H130V34H129ZM147 37H148V36H147ZM147 37H146V38H147ZM158 37H160V36H158ZM158 37H157V38H158ZM161 37H162V35H161ZM170 37H171V35H170ZM173 37H174V36H173ZM192 37H191V38H192ZM196 37H197V36H196ZM196 37L194 38V41L196 40ZM220 37H221V35H220ZM225 37H224V40H225ZM227 37H229V36H227ZM250 37H251V36H250ZM250 37L247 38V39H248V40H251ZM252 37L254 38V36H252ZM255 37H257V36H255ZM262 37H264V36H262ZM9 38H10V37H9ZM15 38H16V37H15ZM18 38H19V37H18ZM34 38H35V37H34ZM49 38H50V37H49ZM57 38H60V37H57ZM80 38H81V36H80ZM98 38H99V37H98ZM102 38H103V37H102ZM113 38H114V37H113ZM138 38H139V37H138ZM142 38H144V37H142ZM149 38H150V37H149ZM149 38H148V39H149ZM152 38H153V37H152ZM157 38H156V39H157ZM163 38H164V37H163ZM176 38H177V37H176ZM179 38H180V37H179ZM197 38H198V37H197ZM206 38H208V36H206ZM229 38H230V37H229ZM245 38H246V37H245ZM13 39H14V37H13ZM13 39H12V40H13ZM51 39H52V38H51ZM66 39H67V37H66ZM70 39H71V38H70ZM126 39H127V38H126ZM153 39H155V38H153ZM164 39H166V38H164ZM185 39H186V37H185ZM201 39H202V37H201ZM201 39H200V42H202ZM203 39H204V38H203ZM212 39H211V40H212ZM236 39H238V38H236ZM255 39H256V38H255ZM260 39H261V38H260ZM0 40H1V39H0ZM4 40H5V39H4ZM17 40H18V39H17ZM79 40H80V39H79ZM98 40H99V39H98ZM103 40H104V39H103ZM110 40H111V39H110ZM112 40H113V39H112ZM159 40H160V39H159ZM171 40H172V39H171ZM174 40H175V39H174ZM180 40H182V37L180 38ZM180 40H179V41H180ZM187 40H188V39H187ZM205 40H206V39H204L203 41H205ZM220 40H222V37H221ZM231 40H232V39H231ZM18 41H19V40H18ZM72 41H74V40L72 39ZM80 41H81V40H80ZM89 41H90V39H89ZM94 41H95V39H94ZM105 41H106V39H105ZM126 41H127V40H126ZM148 41H149V40H148ZM148 41H147V43H148ZM151 41H152V40H151V38H150V41H149V42H151ZM156 41H157V40H156ZM189 41H190V39H189ZM212 41H213V40H212ZM212 41H211V42H212ZM226 41H227V40H226ZM255 41H256V40H255ZM257 41H258V40H257ZM10 42H11V39H10ZM36 42H37V41H36ZM36 42H34V43H36ZM54 42H55V41H54ZM84 42H85V41H84ZM84 42H83V43H84ZM138 42H139V41H138ZM142 42H144V41H142ZM160 42H162V41L160 40ZM163 42H164V41H163ZM176 42H177V41H176ZM186 42H187V41H186ZM186 42H185V43H186ZM196 42H199V40H196ZM196 42H195V43H196ZM200 42H199V43H200ZM214 42H217V41H214ZM221 42H222V41H221ZM224 42H225V41H224ZM228 42H229V41H228ZM252 42H253V40H252ZM259 42H260V41H259ZM262 42H264V41H261V43H262ZM8 43H9V42H8ZM11 43H13V42H11ZM15 43H16V42H15ZM20 43H21V42H20ZM20 43H19V44H20ZM37 43H38V42H37ZM56 43H57V42H56ZM66 43H67V42H66ZM73 43H74V42H73ZM102 43H103V42H102ZM104 43H105V42H104ZM113 43H117V42H114V41H113ZM126 43H127V42H126ZM145 43H146V42H145ZM145 43H144V46L146 45ZM152 43H153V42H152ZM155 43H156V42H155ZM177 43H178V42H177ZM182 43H183V42H182ZM195 43H194V44H195ZM199 43H198L197 45H199ZM229 43H230V42H229ZM239 43H240V42H239ZM248 43H249V42H248ZM261 43H260V44H261ZM17 44H18V43H17ZM21 44H22V43H21ZM32 44H33V43H32ZM58 44H59V43H58ZM58 44H57V45H58ZM69 44H70V43H69ZM69 44H68V45H69ZM92 44H93V43H92ZM153 44H154V43H153ZM173 44H174V43H173ZM175 44H176V43H175ZM175 44H174V45H175ZM180 44H181V43H180ZM190 44H191V43H190ZM204 44H206V42H205ZM204 44H203L202 46H204ZM211 44H212V43H211ZM213 44H214V43H213ZM217 44H218V42H217ZM217 44H216V46H215V45H214V46L217 47ZM221 44H222V43H221ZM227 44H228V43H227ZM227 44L222 45V46H224V49H225V46H226ZM242 44H243V43H242ZM252 44H254V43H252ZM256 44H258V43H256ZM262 44H263V43H262ZM28 45H30V44H28ZM37 45H38V44H37ZM68 45H67V46H68ZM89 45H90V44H89ZM89 45H88V46H89ZM114 45H115V44H114ZM116 45H117V44H116ZM164 45H165V44H164ZM183 45H184V43H183ZM183 45H182V46H183ZM187 45H189V44H187ZM187 45H186V46H187ZM192 45H193V44H192ZM207 45H210V41H209V43H207ZM219 45H220V44H219ZM219 45H218V46H219ZM263 45H264V44H263ZM25 46H26V45H25ZM35 46H36V45H35ZM38 46H40V44H39ZM61 46H62V45H61ZM76 46H77V45H76ZM117 46H118V45H117ZM178 46H179V45H178ZM190 46H191V45H190ZM190 46H187V47L190 48ZM194 46H196V45H194ZM228 46H229V45H228ZM254 46H255V44H254ZM254 46H252V48H254ZM258 46H259V45H258ZM258 46H257V47H258ZM261 46H262V45H261ZM16 47H18V46H16ZM27 47H28V46H27ZM30 47H32V46L30 45ZM41 47H42V46H41ZM43 47H44V46H43ZM74 47H75V46H74ZM85 47H86V46H85ZM93 47H94V46H93ZM114 47H115V46H114ZM118 47H119V46H118ZM211 47H212V45H210L209 48H211ZM219 47H221V46H219ZM240 47H241V46H240ZM33 48H34V47H33ZM45 48H46V47H45ZM83 48H84V46H83ZM87 48H89V47H87ZM98 48H99V47H98ZM104 48H105V47H104ZM111 48H112V47H111ZM154 48H155V47H154ZM181 48H183V47L180 46L179 49H181ZM191 48H192V47H191ZM199 48H200V47H199ZM203 48H205V47H203ZM207 48H208V47H206V49H207ZM212 48H213V47H212ZM222 48H223V47H222ZM229 48H230V47H229ZM234 48L236 49V47H234ZM250 48H251V46H250ZM252 48H251V49H252ZM26 49H27V48H26ZM62 49H63V48H62ZM68 49H69V47H68ZM75 49H76V48H75ZM101 49H103V48H101ZM137 49H138V48H137ZM155 49H156V48H155ZM174 49H175V48H174ZM184 49H185V48H184ZM213 49H214V48H213ZM213 49H209V51H210V50H213ZM216 49H217V48H216ZM232 49H233V48H231V50H232ZM235 49H234V50H235ZM237 49H239V46H238ZM237 49H236V52H237ZM241 49H242V48H241ZM248 49H249V48H248ZM254 49H256V48H254ZM260 49H261V47H260ZM260 49H259V51H260ZM16 50H17V48L15 49V47L9 46L8 44L4 43L3 41H0V104L4 106L3 108H4L5 111H6V109L8 108L9 103H10V102H9V98H8V96L11 94V92H12L11 90L14 89V88L11 89V87H13V86L10 87L11 84L8 86V83H10V82H9V79H11L10 81H12V78H11L10 73H9V68H10V67H9V61H10L11 55H13V54H17V53H16ZM18 50H19V49H18ZM34 50H35V49H34ZM54 50L57 52L56 48H55ZM95 50H96V49H95ZM111 50H112V49H111ZM120 50H121V49H120ZM164 50H165V49H164ZM164 50H163V51H164ZM181 50H182V49H181ZM187 50L189 51V49H187ZM187 50H185V51H187ZM195 50H196V49H195ZM221 50H222V49H221ZM256 50H258V49H256ZM256 50H255V52L253 51V53H251V54H254V53L256 54V53L259 52V51L256 52ZM263 50H264V49H263ZM31 51H32V50H31ZM35 51H37V50H35ZM55 51H54V53H55ZM61 51L63 52L64 50H61ZM70 51H71V50H70ZM88 51H89V50H88ZM109 51H110V50H108V52H106V53L109 54ZM126 51H127V50H126ZM161 51H162V50H161ZM163 51H162L161 53H163ZM177 51H178V53L180 52V50H177ZM196 51L199 52L198 50H196ZM215 51H216V50H215ZM218 51H219V49H218ZM241 51H242V50L239 49L238 53L240 54ZM243 51H246V49H245V50L243 49ZM251 51H252V50H251ZM22 52H24V51H22ZM37 52H38V51H37ZM72 52H73V51H71V54H72ZM92 52H93V51H92ZM95 52H96V51H95ZM110 52H111V51H110ZM120 52H121V51H120ZM133 52H134V51H133ZM149 52H151V51H149ZM165 52H167V51H165ZM181 52H182V51H181ZM189 52H193V51L191 50V51H189ZM189 52H188V53H189ZM213 52H214V51H213ZM229 52H230V50H229ZM234 52H235V51H232V53H231V54H232V57H235V56H233V53H234ZM249 52H250V49H249ZM34 53L37 54L36 52H34ZM40 53H41V52H40ZM44 53H45V52H44ZM57 53H58V52H57ZM57 53H56V54H57ZM78 53H79V52H78ZM81 53H82V52H81ZM83 53H84V52H83ZM83 53H82V54H83ZM97 53H98V52H97ZM123 53H124V52H123ZM128 53H129V52H128ZM151 53H152V55H153L154 52H151ZM175 53H176V52H175ZM178 53H177V54H178ZM182 53H183V52H182ZM195 53H196V52H195ZM206 53H207V52H206ZM208 53H209V52H208ZM210 53H211V51H210ZM210 53H209V54H210ZM222 53H224V52H222ZM244 53H247V52H244ZM31 54H32V53H31ZM85 54H86V53H85ZM98 54H99V53H98ZM112 54H113V53H112ZM177 54H176V55H177ZM189 54H191V53H189ZM192 54H193V53H192ZM192 54H191V55H192ZM201 54H203V53H201ZM218 54H219V53H218ZM225 54H226V51H225ZM227 54H229V53L227 52ZM227 54H226V56H227ZM236 54H237V53H236ZM239 54H238V55H239ZM247 54H248V53H247ZM247 54H246V56H247ZM251 54H249V55H251ZM262 54H263V53H262ZM19 55H21V54L19 53ZM22 55H24V54L22 53ZM25 55H26V54H25ZM72 55H73V54H72ZM72 55H71V56H72ZM76 55H77V54H76ZM80 55H81V54H80ZM104 55H105V53H104ZM122 55H123V54H122ZM122 55H121V56H122ZM124 55H126V54H124ZM132 55H133V54H132ZM132 55H131V57H132ZM155 55H156V53H155ZM172 55H173V54H172ZM172 55H171V57H172ZM183 55H184V54H183ZM183 55H182V56H183ZM193 55H194V54H193ZM196 55H197V54H196ZM198 55L201 56V55H200V52H199ZM198 55H197V56H198ZM211 55H212V54H211ZM223 55H224V54H222V56H223ZM234 55H235V54H234ZM244 55H245V54H243V56H244ZM249 55H248V56H249ZM45 56H46V54H45ZM82 56H83V55H82ZM87 56H88V55H87ZM93 56H94V55H93ZM93 56H92V57H93ZM112 56H113V58H114V55H112ZM121 56H120V58H121ZM156 56H157V55H156ZM165 56H166V55H165ZM167 56H168V54H167ZM177 56H178V55H177ZM179 56H180V55H179ZM179 56H178V57H179ZM186 56H187V60H188V55H186ZM186 56H185V58H186ZM189 56H190V55H189ZM194 56H195V55H194ZM203 56H204V55H203ZM213 56H214V54H213ZM216 56H217V55H216ZM216 56L213 57V58H214V59L217 58ZM220 56H221V54H220ZM224 56H225V55H224ZM24 57H25V56H24ZM28 57H29V56H28ZM31 57H34V55L31 56ZM76 57H77V56H76ZM98 57L100 58V56H98ZM126 57H127V55H126ZM157 57H159V55H158ZM171 57H170V58H171ZM180 57H181V56H180ZM195 57H196V56H195ZM218 57H219V56H218ZM228 57H229V56H227V60L229 59ZM237 57H238V56H237ZM241 57H242V56H241ZM250 57H252V56H250ZM39 58H40V57H39ZM127 58H128V57H127ZM127 58H126V60H127ZM165 58H166V57H165ZM197 58L199 59V57H197ZM203 58H204V57H203ZM206 58H208V56H207ZM211 58H212V57L210 56L209 59H211ZM225 58H226V57H225ZM225 58H224V59H225ZM235 58H236V57H235ZM239 58H240V57H239ZM247 58H249V57H247ZM18 59H19V57H18ZM20 59H21V58H20ZM47 59H48V57H47ZM51 59H52V57H51ZM60 59H61V58H60ZM67 59L69 60V57H67ZM86 59H87V58H86ZM109 59H110V58H109ZM153 59H154V56H153ZM159 59H161V58H159ZM163 59H164V58H163ZM163 59H162V60H163ZM181 59H182V57H181ZM181 59H180L179 61H181ZM204 59H205V58H204ZM217 59H218V58H217ZM25 60H26V59H25ZM28 60H29V59H28ZM36 60H38V59H36ZM40 60H41V59H40ZM131 60H132V59H131ZM155 60H156V59H155ZM172 60H174V59H172ZM177 60H178V59H177ZM182 60H184V59H182ZM191 60H193V58H192ZM202 60H203V59H202ZM212 60H213V59H212ZM215 60H216V59H215ZM215 60H213V62H216ZM12 61H13V60H12ZM21 61H23V60H21ZM73 61H75V60L73 59ZM78 61H79V60H78ZM107 61H108V60H107ZM127 61H128V60H127ZM129 61H130V60H129ZM129 61H128V62H129ZM138 61H139V60H138ZM152 61H153V60H152ZM184 61H185V60H184ZM200 61H201V60H200ZM29 62H30V60H29ZM89 62H90V61H89ZM93 62H94V61H93ZM104 62H105V60H104ZM150 62H151V61H150ZM159 62H160V61H159ZM163 62H165V61H163ZM172 62H173V61H172ZM185 62H186V61H185ZM185 62H184V63L182 62L183 65L185 64ZM187 62H190V61H187ZM187 62H186V63H187ZM198 62H199V61H198ZM203 62H204V61H203ZM206 62H207V60H206ZM206 62H205L204 64L207 65ZM14 63H15V62H14ZM21 63H22V62H21ZM34 63H35V62H34ZM39 63H40V62H39ZM143 63H145V62H143ZM161 63H162V62H161ZM16 64H17V63H16ZM36 64H37V63H36ZM53 64H54V63H53ZM87 64H88V63H87ZM91 64H92V63H91ZM93 64H94V63H93ZM95 64H96V63H95ZM109 64H110V63H109ZM112 64H113V63H112ZM129 64H130V63H129ZM135 64H138V62L135 63ZM148 64H150V63L148 62ZM156 64H157V63H156ZM176 64H177V63H176ZM188 64H189V63H188ZM214 64H215V63H213V65H214ZM227 64H228V62H227ZM13 65H14V64H13ZM44 65H45V64H44ZM54 65H55V64H54ZM57 65H59V64H57ZM62 65H63V64H62ZM64 65H66V64H64ZM72 65H73V64H72ZM103 65H104V64H103ZM103 65H102V66H103ZM126 65H127V64H126ZM143 65H144V64H143ZM146 65H147V64H145L144 67H146ZM164 65H165V63H164ZM178 65H179V64H178ZM181 65H182V64L180 63L179 66H181ZM183 65H182V66H183ZM186 65H187V64H186ZM191 65H193V63H191ZM200 65H201V64H199L198 66H200ZM209 65H211V67L213 66L211 63H210ZM10 66H11V65H10ZM82 66H83V64H82ZM91 66H92V65L89 64V67H91ZM115 66H116V65H115ZM120 66H121V65H120ZM122 66H124V65H122ZM122 66H121V67H122ZM130 66H131V65H130ZM138 66H141V65L138 64ZM149 66H152V62H151V64H150ZM149 66H147V67H149ZM153 66H154V65H153ZM189 66H190V65H187L188 68H189ZM193 66H194V65H193ZM202 66H204V65H202ZM215 66L218 67V65H215ZM224 66H225V65H224ZM12 67H13V66H12ZM95 67H97V66L95 65ZM106 67H107V66H106ZM113 67H114V66H113ZM126 67H127V66H124L123 68H126ZM128 67H129V66H128ZM128 67H127V68H128ZM144 67H143V68H144ZM155 67H157V66L155 65ZM161 67H162V66H161ZM176 67H178V66H176ZM183 67H184V66H183ZM195 67H196V66H195ZM208 67H209V66H208ZM208 67H207V70H208V71H209V69H212V70H213V68H210V67H209V69H208ZM213 67H214V66H213ZM16 68H18V67H16ZM46 68H47V67H46ZM46 68H45V69H46ZM58 68H59V67H58ZM61 68H62V66H61ZM86 68H87V66H86ZM102 68H103V67H102ZM127 68H126V69H127ZM138 68H139V67H138ZM138 68H137V69H138ZM140 68H141V67H140ZM143 68H142V69H143ZM159 68H160V67H159ZM178 68H179V67H178ZM190 68H191V67H190ZM193 68H194V67H192V69H193ZM201 68H202V67H201ZM14 69H15V68H14ZM41 69H42V67H41ZM56 69H57V68H56ZM74 69H75V68H74ZM110 69H111V68H110ZM110 69H108V70H110ZM126 69H125V70H126ZM130 69H131V67H130ZM130 69H129V71H130ZM137 69H136V71H137ZM146 69H147V71H149L148 68H146ZM157 69H158V68H157ZM180 69H181V67H180ZM183 69H184V68H183ZM185 69H186V68H185ZM185 69H184L183 71H185ZM192 69H191V70H192ZM202 69H203V68H202ZM216 69H217V68H216ZM216 69H214V70L217 72ZM225 69H226V66H225ZM93 70H94V69H93ZM96 70H97V68H96ZM98 70H99V69H98ZM100 70H101V69H100ZM104 70H105V69H104ZM104 70H103V71H104ZM127 70H128V69H127ZM127 70H126V71H127ZM139 70H141V69H139ZM153 70H154V69H153ZM160 70H162V68H161ZM167 70L172 71V70H170V69H167ZM167 70H166V73H167ZM197 70H198V69H197ZM203 70H205V69H203ZM203 70H202V72H203ZM207 70H206V72H205L206 74H208ZM15 71H16V70H15ZM18 71H19V70H18ZM18 71H17V73H18ZM41 71H42V70H41ZM65 71H66V69H65ZM67 71H68V70H67ZM67 71H66V72H67ZM70 71H71V70H70ZM75 71H77V70H75ZM90 71H91V70H90ZM94 71H95V70H94ZM111 71H112V70H111ZM129 71H128V72H129ZM134 71H135V70H134ZM155 71H156V70H154V72H155ZM192 71H194V70H192ZM199 71H200V69H199ZM199 71H198V72L195 71L194 73H199ZM221 71H222V70H221ZM55 72H56V71H55ZM88 72H89V71H87V73H88ZM95 72H96V71H95ZM98 72H99V71H98ZM121 72L123 73L124 71H122V69H121ZM151 72H152V69H151ZM157 72H159V71H157ZM162 72H163V71H162ZM162 72H161V73H162ZM200 72H201V71H200ZM202 72H201V74H202ZM210 72H212V71H210ZM224 72H225V71H224ZM12 73H13V72H12ZM25 73H26V72H25ZM35 73H36V72H35ZM46 73H47V72H46ZM61 73H62V72H61ZM100 73H101V72H100ZM122 73H121V74H122ZM124 73H125V72H124ZM126 73H127V72H126ZM139 73H140V72H139ZM143 73H144V72H141V74H143ZM149 73H150V72H149ZM161 73H160V74H161ZM163 73H164V72H163ZM183 73H184V72H183ZM183 73H182V74H183ZM192 73H193V72H192ZM194 73H193V74H194ZM203 73H204V72H203ZM20 74H23V73L21 72ZM20 74H17V75H20ZM58 74H59V73H58ZM67 74H68V73H67ZM78 74H79V72H78ZM85 74H86V73H85ZM135 74H136V73H135ZM154 74H155V73H154ZM170 74H171V73H170ZM170 74H169V76H170ZM188 74H189V71H188ZM221 74H222V73H221ZM13 75H14V74H13ZM13 75H12V76H13ZM15 75H16V74H15ZM15 75H14L13 78H15ZM61 75H62V74H61ZM82 75H83V73H82ZM89 75H90V73H89ZM93 75H94V74H93ZM98 75H100V74H98ZM128 75H129V74H128ZM128 75H127V76H128ZM150 75H151V73H150ZM150 75H147V76H150ZM162 75H163V74H162ZM164 75H165V73H164ZM194 75H195V74H194ZM196 75H197V74H196ZM47 76H48V75H47ZM55 76H56V75H55ZM95 76H97V74H95ZM103 76H105V75H103ZM117 76H118V75H117ZM117 76H115V77H117ZM136 76H137V75H136ZM143 76H144V74H143ZM154 76H156V75H154ZM197 76H198V75H197ZM197 76H195V77H197ZM199 76H200V75H199ZM214 76H215V74H214ZM218 76H219V75H218ZM59 77H60V76H59ZM69 77H70V76H69ZM97 77L100 78L99 76H97ZM141 77H142V76H141ZM159 77H161V76H159ZM181 77H183V76L181 75ZM185 77H186V76H185ZM193 77H194V76H193ZM212 77H213V75H212ZM216 77H217V76H216ZM220 77H222V75H220ZM42 78H43V77H42ZM91 78H93V77H91ZM91 78H90V79H91ZM155 78H156V77H155ZM162 78H163V77H162ZM170 78H171V77H170ZM217 78H218V77H217ZM222 78H223V77H222ZM47 79H48V78H47ZM59 79H60V78H59ZM65 79H66V78H65ZM67 79H68V78H67ZM100 79H101V78H100ZM111 79H113V78H111ZM115 79H116V78H115ZM115 79H114V80H115ZM118 79H121V78H118ZM157 79H159V78H157ZM172 79H173V78H172ZM196 79H197V78H196ZM196 79H195V80H196ZM213 79H214V78H213ZM213 79H212V80H213ZM13 80H14V79H13ZM102 80L104 81V79H102ZM102 80H101V81H102ZM114 80H113V81H114ZM124 80H125V79H124ZM132 80H133V79H132ZM146 80L148 81V78H147ZM150 80H152V79H150ZM166 80H167V79H166ZM170 80H171V79H170ZM190 80H191V78L189 79V81H190ZM192 80H193V79H192ZM197 80H198V79H197ZM42 81H44V80H42ZM69 81H72V80H69ZM69 81L66 82L64 85H61V86H60V88H62V86H63V88H62V92L60 91V92H61V96H62L61 100H62V103H63L64 105H66V107H67V108H65V109H67V110L69 109L68 112L70 111V115L72 114V115L75 117V118H73V120L76 119V120L78 121V124H79V125L77 124L76 128H78V126H79V128H78V131H77L78 135H76V137L78 136L79 140L82 141V144H84V145L87 147V149L90 151V153H91V152H93V151L96 150V145H97L96 139L94 138V135H93V131H94V122H96V120H97V121L99 120V119H98V118L100 117L99 112H100V110L102 109V107L105 106V105H103V103L107 104L106 102H102L101 98H102V96H104V95H106V96L108 97V95L104 93V95H101V94H100V95H101V97H100V95L98 94L97 90L93 87V86H95V85H93V84H92L93 86H92L91 84H90L91 86L88 85V79H87L86 76H81L80 78L76 79V80L74 81V84H71ZM93 81H94V80H93ZM93 81H92V83H93ZM107 81H108V80H107ZM107 81H105V82H107ZM128 81H129V80H128ZM137 81H138V80H137ZM144 81H145V80H144ZM144 81H141V82L144 83ZM168 81H169V80H168ZM174 81H175V80H174ZM216 81H218V80H216ZM36 82H37V81H36ZM90 82H91V81H90ZM130 82H131V81H130ZM141 82H140V83H141ZM165 82H166V81H165ZM190 82H191V81H190ZM210 82H211V80H210ZM38 83H39V82H38ZM69 83H70V84H69ZM166 83H168V82H166ZM215 83H216V82H215ZM215 83H214V84H215ZM20 84H21V81H20ZM22 84H23V82H22ZM32 84H33V83H32ZM32 84H31V85H32ZM39 84H40V83H39ZM39 84H38V85H39ZM48 84H49V81H48ZM106 84H107V83H106ZM127 84H128V83H127ZM174 84H175V83H173V85H174ZM209 84H210L209 87H210V86H213V85H211V83H209ZM12 85H13V84H12ZM23 85H24V84H23ZM36 85H37V84H36ZM36 85H35V86H36ZM41 85H42V84H41ZM41 85H40V86H41ZM108 85H109V84H108ZM111 85H112V84H111ZM119 85H120V84H119ZM158 85H159V84H158ZM207 85H208V84H207ZM7 86H8L9 88H7ZM24 86H25V85H24ZM102 86H103V85H102ZM125 86H127V88H128V85H126V83H125ZM145 86H147V85H145ZM15 87H18V86H15ZM38 87H39V86H38ZM43 87H45V86H43ZM142 87H143V89H145L144 86H142ZM169 87H170V85H169ZM30 88H31V87H30ZM39 88H40V87H39ZM140 88H141V87H140ZM207 88H208V87H207ZM8 89H11V90H10L11 92H8V91H9ZM31 89H32V88H31ZM119 89H120V88H119ZM125 89H126V87H125ZM129 89H130V87H129ZM141 89H142V88H141ZM169 89H170V88H169ZM173 89H174V88H173ZM209 89H210V88H209ZM219 89H220V87H219ZM221 89H222V88H221ZM223 89H224V88H223ZM223 89H222V90H223ZM27 90H28V89H27ZM44 90H45V89H44ZM49 90H50V88H49ZM101 90H103V89H101ZM107 90H108V89H107ZM109 90H110V89H109ZM115 90H117V89H115ZM132 90H133V88H132ZM137 90H138V89H137ZM145 90H146V89H145ZM145 90H144L143 92L147 95V94H149V92H150L152 89H150V91L147 90V91H149L148 93H146ZM15 91H16V90H15ZM34 91H35V90H34ZM39 91H40V90H39ZM53 91H54V90H53ZM104 91H105V90H104ZM125 91H126V90H125ZM127 91H128V90H127ZM140 91H141V90H140ZM140 91H139V92H140ZM13 92H14V91H13ZM30 92H31V91H30ZM32 92H33V91H32ZM54 92H56V91H54ZM99 92H101V91H99ZM107 92H108V91H107ZM115 92H116V91H115ZM119 92H120V90H119ZM132 92H133V91H132ZM132 92H131V94H132ZM153 92H154V91H153ZM199 92H200V91H199ZM219 92H220V91H219ZM123 93H124V92H123ZM125 93H127V92H125ZM136 93H138V92H136ZM167 93H168V95H169V92H167ZM171 93H172V92H171ZM220 93H222V92H220ZM19 94H20V93H19ZM36 94H37V93H36ZM51 94H52V93H51ZM59 94H60V93H59ZM113 94H114V93H113ZM127 94H128V93H127ZM133 94H134V92H133ZM155 94H156V93H155ZM34 95H35V93H34ZM56 95H57V94H56ZM109 95H110V94H109ZM143 95H144V94H143ZM143 95H142V96H143ZM156 95H157V94H156ZM170 95H171V94H170ZM114 96H115V94H114ZM114 96H113V97H114ZM121 96H122V94H121ZM129 96H130V95L128 94V97H129ZM147 96H148V95H147ZM165 96H166V95H163V97H165ZM17 97H18V96H17ZM19 97H21V96H19ZM26 97H27V96H26ZM56 97L59 98V96H56ZM107 97H104V98H107ZM152 97H153V96H152ZM21 98H22V97H21ZM29 98H30V97H29ZM36 98H37V97H36ZM130 98H131V97H130ZM130 98H129V100H130ZM147 98H148V97H147ZM154 98H155V97H154ZM16 99H17V98H16ZM111 99H112V98H111ZM124 99H125V98H124ZM132 99H133V98H131V100H132ZM158 99H159V98H158ZM10 100H11V98H10ZM23 100H24V99H23ZM37 100H38V99H37ZM39 100H40V99H39ZM45 100H46V99H45ZM53 100H54V99H53ZM59 100H60V99H59ZM13 101H14V100H13ZM25 101H26V100H25ZM55 101H57V100H55ZM110 101H111V100H110ZM117 101H118V100H117ZM155 101H156V100H155ZM8 102H9V103H8ZM16 102H17V100H16ZM16 102H15V103H16ZM31 102H33V101H31ZM34 102H35V101H34ZM43 102H44V99H43ZM156 102H157V101H156ZM21 103H23V102H21ZM25 103H26V102H25ZM38 103H39V102H38ZM118 103H119V102H118ZM123 103H124V102H123ZM151 103H152V102H151ZM153 103H154V102H153ZM29 104H30V103H29ZM46 104H47V103H46ZM119 104H120V103H119ZM13 105H14V104H13ZM22 105H23V104H21V106H22ZM24 105H26V104H24ZM47 105H48V104H47ZM53 105H54V104H53ZM64 105H63V106H64ZM109 105H110V104H109ZM115 105H116V104H115ZM125 105H126V104H125ZM222 105H223V104H222ZM5 106H6L7 108H5ZM29 106H30V105H29ZM122 106H123V105H122ZM161 106H162V105H161ZM224 106H226V104H225ZM224 106H223V107H224ZM23 107H24V106H23ZM23 107H22V108H23ZM32 107H33V106H32ZM49 107H50V106H49ZM108 107H109V106H108ZM110 107H111V106H110ZM110 107H109V108H110ZM115 107H116V106H115ZM152 107H153V106H152ZM9 108H10V107H9ZM17 108H18V107H17ZM22 108H20V110H21ZM28 108H29V107H28ZM37 108H38V107H37ZM54 108H56V107H54ZM125 108H127V107H125ZM125 108H124V109H125ZM225 108H226V107H225ZM225 108H224V109H225ZM32 109H33V108H32ZM40 109H41V108H40ZM7 110H10V109H7ZM14 110H15V109H14ZM16 110H18V109H16ZM23 110H26V109H23ZM44 110H45V109H44ZM44 110H43V111H44ZM55 110H56V109H55ZM111 110H112V109H111ZM155 110H156V109H155ZM35 111H36V110H35ZM107 111H108V110H107ZM109 111H110V110H109ZM123 111H124V110H123ZM132 111H134V110H132ZM23 112H24V111H23ZM25 112H26V111H25ZM27 112H28V109H27ZM27 112H26V113H27ZM31 112H32V111H31ZM39 112H40V111H39ZM53 112H54V111H53ZM6 113H7V111H6ZM13 113H15V112H13ZM18 113H19V115H20V114H21V111L18 112ZM18 113H17V114H18ZM40 113H41V112H40ZM40 113H38V114H40ZM47 113H48V112H47ZM47 113H46V114H47ZM60 113H61V112H60ZM104 113H105V112H104ZM124 113H125V112H124ZM126 113H127V112H126ZM128 113H130V112H128ZM158 113H159V112H158ZM160 113H161V112H160ZM3 114H4V112H3ZM38 114H37V115H38ZM50 114H51V113H50ZM54 114H55V112H54ZM108 114H109V113H108ZM131 114H133V113H131ZM4 115H5V114H4ZM4 115H3V116L1 115L2 117H0V118H3V117H4V118L6 119V118H9V116H10V114H9V115L7 114L8 117H7V115H5V116H4ZM25 115H27V114H24V116H25ZM29 115H30V114H29ZM60 115H62V114H60ZM63 115H64V114H63ZM115 115H116V114H115ZM35 116H36V115H35ZM65 116H66V115H65ZM73 116H70V117H73ZM118 116H119V114H118ZM129 116H130V115H129ZM135 116L137 117V115L134 113V118H135ZM10 117H11V116H10ZM40 117H42V116H40ZM59 117H60V116H59ZM108 117H109V116H108ZM19 118H20V117H19ZM27 118H28V117H27ZM37 118H38V117H37ZM119 118H120V117H119ZM130 118H131V116H130ZM141 118H142V116H141ZM11 119H12V118H11ZM42 119H43V118H42ZM42 119H41V122H42ZM113 119H114V118H113ZM0 120H1V119H0ZM20 120H21V119H20ZM35 120H36V118H35ZM61 120H62V119H61ZM103 120H104V119H103ZM122 120H123V119H122ZM135 120H137V119L135 118ZM8 121H9V120H8ZM45 121H46V120H45ZM53 121H54V120H53ZM57 121H58V120H57ZM129 121H130V120H129ZM131 121H132V120H131ZM1 122H2V120H1ZM1 122H0V123H1ZM9 122H10V121H9ZM13 122H15L14 118H13ZM16 122H17V126H18V122H19V121H16ZM111 122H112V121H111ZM115 122H116V120H115ZM123 122H124V121H123ZM123 122H122V123H123ZM138 122H139V121H138ZM32 123H33V122H32ZM36 123H37V122H36ZM109 123H110V122H109ZM122 123H121V124H122ZM132 123H133V122H132ZM140 123H141V122H140ZM7 124H8V123H7ZM14 124H15V123H14ZM28 124H29V123H28ZM28 124H27V125H28ZM41 124H42V123H41ZM51 124H52V123H51ZM51 124H50V125H51ZM118 124H120V123H118ZM126 124H128V123H126ZM126 124H125V125H126ZM0 125H1V124H0ZM4 125H6V124H4ZM4 125H3V127H4ZM20 125H21V124H20ZM33 125H34V123H33ZM35 125H36V124H35ZM35 125H34V126H35ZM39 125H40V124H39ZM128 125H129V124H128ZM164 125H165V124H164ZM171 125H172V124H171ZM1 126H2V125H1ZM14 126L17 127L16 125H14ZM21 126H22V125H21ZM99 126H101V125H99ZM131 126H132V125H131ZM138 126H139V125H138ZM3 127H2V128H3ZM52 127H53V126H52ZM111 127H112V125H111ZM115 127H116V126H115ZM154 127H155V126H154ZM167 127H168V126H167ZM169 127H170V126H169ZM171 127H172V126H171ZM189 127H191V126H189ZM22 128H24V127H22ZM28 128H29V125H28L27 129H28ZM46 128H47V127H46ZM76 128H75V130H76ZM102 128H103V126H102ZM112 128H114V126H113ZM118 128H119V127H118ZM128 128H129V127H128ZM144 128H145V125H144ZM146 128H147V127H146ZM0 129H1V128H0ZM3 129H6V126H5V128H3ZM58 129H59V128H58ZM67 129H68V128H67ZM116 129H117V128H116ZM123 129H124V128H123ZM130 129H131V128H130ZM140 129H142L141 126H140ZM148 129L150 130L149 126H148ZM151 129H152V128H151ZM12 130H13V129H12ZM16 130H17V128H16ZM23 130H24V129H23ZM54 130H57V129L55 128ZM60 130H62V129L60 128ZM75 130H74V131H75ZM100 130H101V129H100ZM102 130H103V129H102ZM186 130H187V128H186ZM186 130H185V131H186ZM1 131H2V130H1ZM3 131H5V130H3ZM7 131H8V130H7ZM9 131H10V129H9ZM24 131H25V130H24ZM44 131H45V130H44ZM50 131H51V130H50ZM107 131H108V130H107ZM107 131H106V132H107ZM128 131H130V130L128 129ZM128 131H126V132H128ZM190 131H191V130H190ZM16 132H17V131H16ZM31 132H32V131H31ZM46 132H47V131H46ZM61 132H62V131H61ZM108 132H109V131H108ZM114 132H115V131H114ZM119 132H120V131H119ZM143 132H144V131H143ZM153 132H154V131H153ZM153 132H152V133H153ZM157 132H158V131H157ZM10 133H11V131H10ZM12 133L14 134V131H12ZM64 133H65V132H64ZM64 133H63V134H64ZM116 133H117V132H116ZM147 133H148V132H147ZM154 133H155V132H154ZM167 133H168V132H167ZM167 133H166V134H167ZM183 133H184V132H183ZM192 133H193V132H192ZM2 134H3V133H2ZM5 134H6V133H4L3 135H5ZM7 134H9V133H7ZM15 134H16V133H15ZM23 134H24V133H22V135H23ZM27 134H28V133H27ZM34 134H35V133H34ZM34 134H33V135H34ZM43 134H44V133H43ZM49 134H50V133H49ZM53 134H55V131H54ZM67 134H68V133H67ZM67 134H66V136H67ZM69 134H70V133H69ZM69 134H68V135H69ZM110 134H111V133H110ZM121 134H122V133H121ZM132 134H133V133H132ZM170 134H171V133H170ZM198 134H200V133H198ZM232 134H234V133H232ZM0 135H1V134H0ZM22 135H21V136H22ZM37 135H39V134L37 133ZM37 135H36V136H37ZM40 135H41V133H40ZM44 135H45V134H44ZM56 135H57V134H56ZM74 135H75V134H74ZM123 135H124V133H123ZM148 135H149V133H148ZM171 135H172V134H171ZM171 135H170V136H171ZM174 135H175V132H174ZM7 136H8V135H7ZM19 136H20V135H19ZM19 136H18V137H19ZM21 136H20V137H21ZM27 136H28V135H27ZM27 136H26V138H27ZM59 136H61V135H59ZM100 136H101V135H100ZM117 136H118V133H117ZM117 136H116V137H117ZM124 136H125V135H124ZM127 136H129L128 133H127ZM132 136H133V135H132ZM143 136H144V135H143ZM156 136H157V135H156ZM158 136H159V135H158ZM172 136H173V135H172ZM176 136H177V135H176ZM180 136H181V135H180ZM213 136H214V134H213ZM242 136H243V135H242ZM3 137H4V136H3ZM20 137H19V139H21ZM41 137H43V136H41ZM67 137H68V136H67ZM71 137H72V136H71ZM71 137H70V138H71ZM103 137H105V136L103 135ZM106 137H108V135H107ZM110 137H111V136H110ZM114 137H115V135H114ZM118 137H119V136H118ZM122 137H123V136H122ZM122 137H121V138H122ZM133 137H134V136H133ZM159 137H160V136H159ZM162 137H163V135H162ZM165 137H166V135H165ZM181 137H182V136H181ZM184 137H185V136H184ZM184 137H183V139H184ZM14 138H15V137H14ZM28 138H29V137H28ZM54 138H55V137H54ZM56 138H58V137H56ZM130 138H131V137H130ZM169 138H170V137H169ZM172 138H173V137H172ZM188 138H189V136H188ZM188 138H185V139H188ZM1 139H2V138H0V140H1ZM38 139H39V138H38ZM42 139H43V138H42ZM62 139H63V138H62ZM62 139H60L59 141H61ZM66 139H67V138H66ZM102 139H103V138H102ZM112 139H113V138H112ZM119 139H120V138H119ZM132 139H134V141H135V138H132ZM132 139H130L129 141H132ZM148 139L150 140V137H149ZM148 139H147V140H148ZM151 139H152V138H151ZM160 139H161V137H160ZM183 139H182V140H183ZM201 139L203 140V138H201ZM3 140H5V139L3 138ZM6 140H8V139H6ZM6 140H5V141H6ZM9 140H10V139H9ZM24 140H25V138H24ZM44 140H45V139H44ZM44 140H43V141H44ZM73 140H74V138H73ZM105 140H106V139H105ZM113 140H114V139H113ZM121 140H122V139H121ZM147 140H146V141H147ZM163 140H164V137H163ZM163 140H162V141H163ZM166 140L168 141L167 138H166ZM166 140H165V141H166ZM176 140H177V138H176ZM179 140H180V139H179ZM179 140H177V141H179ZM1 141H2V140H1ZM1 141H0V142H1ZM11 141H12V140H10L9 142L11 143ZM29 141H31V140H29ZM51 141H53V140H51ZM55 141H56V140H55ZM55 141H54V142H55ZM57 141H58V140H57ZM57 141H56V143H58ZM71 141H72V140H71ZM111 141H112V140H111ZM117 141H118V140H117ZM124 141H125V140H124ZM124 141H123V142H124ZM136 141H137V140H136ZM157 141H158V140H157ZM157 141H156V142H157ZM159 141H160V140H159ZM167 141H166V142H167ZM6 142H8V141H6ZM23 142H24V141H23ZM36 142H37V141H36ZM67 142H69V141H67ZM109 142H110V141H109ZM115 142H116V141H115ZM142 142H144V141H142ZM147 142H148V141H147ZM153 142H154V141H153ZM189 142H190V141H189ZM189 142H187V143H189ZM192 142H193V141H192ZM196 142H198V141H196ZM196 142H195V143H196ZM248 142H249V141H248ZM15 143H16V142H15ZM31 143H32V141H31ZM40 143H41V142H40ZM49 143H50V141H49ZM63 143H64V142H63ZM63 143H62V144H63ZM80 143H81V142H79L78 144H80ZM98 143H99V142H98ZM175 143H176V142H174V144H175ZM179 143H180V142H179ZM179 143H177L176 145H178ZM182 143H183V142H182ZM2 144H3V143H2ZM13 144H14V143H13ZM13 144H12V145H13ZM23 144H24V143H23ZM35 144H36V143H35ZM62 144H61V145H62ZM101 144H102V143H100V145H99V144H98V145L101 146ZM110 144H111V143H110ZM110 144H109V145H110ZM134 144H135V143H134ZM136 144H137V143H136ZM149 144H151V143H149ZM157 144H160V142L157 143ZM167 144H168V143H167ZM169 144H170V142H169ZM169 144H168V145H169ZM171 144H172V143H171ZM184 144H185V142H184ZM197 144H198V143H197ZM3 145H4V144H3ZM6 145H7V143H6ZM25 145H26V143H25ZM54 145H55V144H54ZM58 145H59V144H58ZM68 145H69V144H68ZM161 145H162V144H161ZM168 145H167V147H168ZM22 146H23V145H22ZM27 146H28V145H27ZM27 146H26V147H27ZM65 146H66V145H65ZM71 146H73V145H71ZM81 146H83V145H81ZM145 146H146V145H145ZM150 146H151V145H150ZM156 146H157V145H156ZM169 146H170V145H169ZM182 146H183V145H182ZM2 147H3V146H2ZM13 147H14V146H13ZM33 147H34V145H33ZM36 147H37V146H36ZM47 147H48V146H47ZM49 147H50V146H49ZM49 147H48V148H49ZM54 147H55V146H54ZM67 147H69V146H67ZM105 147H106V146H105ZM152 147H153V146H151V149H152ZM159 147H160V146H158V147H156V148H159ZM197 147H199V146H197ZM254 147H255V146H254ZM15 148H16V147H15ZM28 148H29V147H28ZM38 148H39V147H38ZM51 148H52V146H51ZM58 148H59V147H58ZM71 148H72V147H71ZM71 148H70V149H71ZM73 148H74V147H73ZM128 148H129V147H128ZM135 148H137V147H135ZM149 148H150V147H149ZM154 148H155V147H154ZM156 148H155V149H156ZM170 148H171V147H170ZM173 148H174V147H173ZM2 149H3V148H2ZM2 149H1V150H2ZM4 149H5V148H4ZM30 149H31V148H30ZM32 149H33V148H32ZM44 149H46V148H44ZM65 149H67V148L65 147ZM65 149H64V150H65ZM104 149H105V148H104ZM107 149H108V148H107ZM116 149H117V148H116ZM138 149H140V148H138ZM160 149H161V147H160ZM160 149H159V150H160ZM162 149H163V147H162ZM218 149H219V148H218ZM28 150H29V149H28ZM36 150H38V149L36 148ZM74 150H75V149H74ZM77 150H78V149H77ZM80 150H81V149H80ZM80 150H79V151H80ZM83 150H85V149H83ZM140 150H141V149H140ZM159 150H158V152H160ZM184 150H185V149H184ZM222 150H223V149H222ZM254 150H255V149H254ZM3 151H4V150H3ZM5 151H6V150H5ZM12 151L14 152V150H12ZM42 151H43V150H42ZM53 151H55V150H53ZM53 151H50V152H53ZM58 151H59V150H58ZM67 151H68V150H67ZM79 151H78V152H79ZM107 151H109V150H107ZM107 151H106V152H107ZM121 151H122V150H121ZM121 151H120V152H121ZM128 151H129V150H128ZM155 151H156V150H155ZM181 151H182V150H181ZM0 152H1V151H0ZM15 152H16V151H15ZM15 152H14V153H15ZM35 152H36V151H35ZM35 152H34V153H35ZM40 152H41V151H40ZM44 152H45V151H44ZM80 152H81V151H80ZM104 152H105V151H104ZM120 152H119V153H120ZM129 152H130V151H129ZM133 152H135V151H133ZM227 152H228V151H227ZM2 153H3V152H2ZM4 153H5V152H4ZM6 153H7V152H6ZM25 153H26V152H25ZM32 153H33V152H32ZM56 153H57V152H56ZM82 153H84V152H82ZM124 153H125V152H124ZM126 153H127V152H126ZM126 153H125V154H126ZM163 153H164V152H163ZM220 153H221V152H220ZM229 153H230V152H229ZM16 154H17V153H16ZM39 154H40V153H39ZM51 154H52V153H51ZM53 154H55V153L53 152ZM80 154H81V153H80ZM116 154H117V151H116ZM121 154H122V153H121ZM131 154H132V151H131ZM133 154H134V156H135V154H137V153L135 152V153H133ZM139 154H140V153H139ZM143 154H144V153H143ZM158 154H159V153H158ZM187 154H188V153H187ZM0 155H1V154H0ZM2 155H3V154H2ZM11 155H12V154H11ZM21 155H22V154H21ZM34 155H35V154H34ZM68 155H69V154H68ZM74 155H75V153H74ZM83 155H84V154H83ZM91 155H92V154H91ZM152 155H153V154H152ZM222 155H223V154H222ZM222 155H221V156H222ZM226 155H227V153H226ZM7 156H8V154H7ZM7 156H5V157H7ZM28 156L30 157V156H32V155L30 154V155H28ZM38 156H39V155H37V156H35V157H38ZM48 156H49V155H48ZM55 156H56V155H55ZM57 156H58V155H57ZM61 156H62V155H61ZM66 156H67V154H66ZM71 156H72V155H71ZM75 156H76V155H75ZM77 156H78V154H77ZM107 156H108V155H107ZM111 156H112V155L110 154V157H111ZM114 156H115V155H114ZM123 156H124V154H123ZM130 156H131V155H130ZM165 156H166V155H165ZM174 156H175V154H174ZM260 156H261V155H260ZM260 156H259V157H260ZM17 157H18V156H17ZM50 157H52V156H50ZM50 157H49V158H50ZM58 157H59V156H58ZM62 157H63V156H62ZM67 157H68V156H67ZM67 157H66V158H67ZM79 157H81V156L79 155ZM104 157H105V156H104ZM116 157H117V156H116ZM118 157H119V156H118ZM126 157H127V156H126ZM137 157H138V156H137ZM139 157H140V156H139ZM147 157H148V156H147ZM149 157H151V155H149ZM157 157H158V156H157ZM172 157H173V156H172ZM232 157H233V156H232ZM1 158H2V156H1ZM33 158H34V157H33ZM42 158H43V157H42ZM44 158H45V157H44ZM59 158H60V157H59ZM64 158H65V157H64ZM83 158H84V157H83ZM252 158H253V157H252ZM261 158H262V157H261ZM6 159H7V158H6ZM12 159H13V157H12ZM14 159H16V158H14ZM14 159H13V160H14ZM36 159H38V158H36ZM51 159H52V158H51ZM55 159H56V158H55ZM67 159H68V158H67ZM78 159H79V158H78ZM86 159H88V157H87ZM113 159H114V158H113ZM118 159H119V158H118ZM151 159H152V157H151ZM2 160H3V158H2ZM8 160H9V159H8ZM43 160H45V159H43ZM46 160H47V159H46ZM49 160H50V159H49ZM72 160H73V159H72ZM72 160H71V161H72ZM76 160H77V158H76ZM81 160H82V159H79V160H77L76 162H78V161L80 162ZM89 160H90V159H89ZM91 160L93 161V159H91ZM119 160H120V159H119ZM140 160H141V157H140ZM148 160H149V159H148ZM167 160H168V159H167ZM14 161H15V160H14ZM23 161L25 162V160H23ZM23 161H22V162H23ZM39 161H40V160H39ZM60 161H61V159H60ZM62 161H63V159H62ZM64 161H65V160H64ZM66 161H67V160H66ZM68 161H69V160H68ZM84 161H85V158H84L83 162H84ZM121 161H123V160L121 159ZM124 161H125V160H124ZM142 161H144V160H142ZM160 161H161V160H160ZM11 162H13V161H11ZM17 162H18V160H17ZM24 162H23V163H24ZM26 162H27V161H26ZM28 162H29V161H28ZM52 162L54 163V166H55V163H57V160H56V162H54V161H52ZM69 162H70V161H69ZM81 162H82V161H81ZM83 162H82V163H83ZM93 162H94V161H93ZM108 162H109V161H108ZM111 162H112V160H111ZM116 162H118V161H116ZM128 162H129V161H128ZM140 162H141V161H140ZM147 162H148V161H147ZM177 162H178V161H177ZM3 163H4V162H3ZM42 163H44V162H42ZM66 163L68 164V162H66ZM113 163H114V162H113ZM133 163H134V161H133ZM136 163H137V162H136ZM9 164H10V162H9ZM9 164H8V165H9ZM39 164H40V163H39ZM48 164H49V163H48ZM69 164H70V163H69ZM71 164H73V162H72ZM93 164H94V163H93ZM126 164H127V163H126ZM0 165H2V162L0 163ZM8 165H7V163H6V166H8ZM12 165H13V164H12ZM44 165H45V163H44ZM46 165H47V164H46ZM56 165H57V164H56ZM61 165H62V164H61ZM61 165H60V166H61ZM77 165H79V164L77 163ZM82 165H84V164H82ZM82 165H79V166L82 167ZM85 165H88V164H85ZM89 165H90V164H89ZM9 166H11V164H10ZM34 166H35V165H34ZM39 166H40V165H39ZM39 166H38V167H39ZM68 166H69V165H68ZM90 166H91V165H90ZM93 166H94V165H93ZM122 166H123V165H122ZM122 166H121V167H122ZM0 167H1V166H0ZM11 167H12V166H11ZM36 167H37V165L35 166V168H36ZM47 167H48V166H47ZM57 167H58V165H57ZM83 167H84V166H83ZM85 167H86V166H85ZM85 167H84V168H85ZM14 168H15V167H14ZM31 168H32V167H31ZM33 168H34V167H33ZM39 168H40V167H39ZM54 168H55V167H54ZM60 168H61V167H60ZM69 168H70V167H69ZM107 168H108V167H107ZM125 168H126V167H125ZM5 169H6V168H5ZM5 169H4V170H5ZM9 169H10V167L8 168V170H9ZM12 169H13V167H12ZM36 169H37V168H36ZM40 169H41V168H40ZM44 169H45V168H44ZM55 169H56V168H55ZM58 169H59V168H58ZM70 169H71V168H70ZM75 169H76V168H75ZM80 169H81V168H80ZM88 169H90V168H88ZM92 169H93V168H92ZM103 169H104V168H103ZM103 169H102V170H103ZM120 169H121V168H120ZM13 170H14V169H13ZM13 170H12V171H13ZM15 170L17 171V169H15ZM29 170H30V169H29ZM29 170H28V171H29ZM56 170H57V169H56ZM99 170H100V169H99ZM104 170H105V169H104ZM117 170H118V169H117ZM123 170H124V169H123ZM1 171H2V170H1ZM6 171H7V170H6ZM12 171L9 170L10 173H11ZM16 171H15V172H16ZM32 171H33V169H32ZM37 171H38V170H37ZM72 171H73V168H72ZM75 171H76V170H75ZM78 171H79V170H78ZM78 171H77V172H78ZM92 171H93V170H92ZM3 172H4V171H3ZM13 172H14V171H13ZM13 172H12V173H13ZM15 172H14V173H15ZM30 172H31V171H30ZM30 172H29V173H30ZM35 172H36V171H35ZM69 172H70V171H69ZM69 172H68V173L66 172V173L69 174ZM85 172H87V171H85ZM89 172H90V170H89ZM106 172H107V171H106ZM116 172H117V171H116ZM123 172H124V171H123ZM4 173H5V172H4ZM17 173H18V171H17ZM17 173H16L15 175H17ZM27 173H28V172H27ZM27 173H26V174H27ZM29 173H28V174H29ZM38 173H39V172H38ZM48 173H50V172H48ZM60 173H61V172H60ZM71 173H72V172H71ZM83 173H84V172H83ZM93 173H94V172H93ZM93 173L91 172V174H93ZM107 173H108V172H107ZM107 173H106V174H107ZM120 173H121V172H120ZM6 174H8V173H6ZM32 174H33V172H32ZM32 174H30V175H32ZM34 174H35V173H34ZM61 174H62V173H61ZM61 174H60V175H61ZM63 174H64V173H63ZM78 174H79V172H78ZM78 174H77V175H78ZM91 174H90V175H91ZM97 174H98V173H97ZM115 174H116V173H115ZM115 174H114V175H115ZM126 174H127V173H126ZM0 175H1V174H0ZM4 175H5V174H4ZM8 175H10V174H8ZM13 175H14V174H12L11 176H13ZM23 175H24V174H23ZM38 175H39V174H38ZM43 175H44V174H43ZM48 175H49V174H48ZM77 175H76V176H77ZM82 175H83V174H82ZM2 176H3V175H2ZM6 176H7V175H6ZM46 176H47V175H46ZM49 176H50V175H49ZM61 176H62V175H61ZM67 176H68V175H67ZM67 176H66V177H67ZM71 176H72V175H71ZM71 176H70V177H71ZM78 176H79V175H78ZM92 176H93V175H92ZM106 176H107V175H106ZM3 177H4V176H3ZM39 177H40V176H39ZM41 177H42V176H41ZM68 177H69V176H68ZM68 177H67V178H68ZM72 177H73V176H72ZM83 177H84V175H83ZM98 177H99V176H98ZM12 178H13V177H11V179H12ZM30 178L32 179V177H30ZM30 178H27V179H30ZM43 178H44V177H43ZM43 178H42V180H43ZM62 178H63V176H62ZM84 178H86V177H84ZM7 179H8V178H7ZM68 179H69V178H68ZM68 179H67V180H68ZM75 179H76V178H75ZM75 179H74V180H75ZM88 179H89V178H88ZM88 179H86V181H87ZM105 179H106V178H105ZM107 179H108V178H107ZM117 179H118V178H117ZM131 179H132V178H131ZM135 179H136V178H135ZM8 180H9V179H8ZM13 180H14V179H12V181H13ZM37 180H38V179H37ZM53 180H54V179H53ZM60 180H61V179H60ZM74 180H73V181H74ZM82 180H83V178H82ZM102 180H103V179H102ZM136 180H137V179H136ZM148 180H149V179H148ZM4 181H5V178H4ZM6 181H7V180H6ZM10 181H11V180H10ZM15 181H16V180H15ZM23 181H24V180H23ZM29 181H30V180H29ZM31 181H32V180H31ZM39 181H40V180H39ZM62 181H63V180H62ZM73 181H72V182H73ZM77 181H79V180H77ZM105 181H106V180H105ZM120 181H121V180H120ZM120 181H119V182H120ZM150 181H151V180H150ZM72 182H71V184L73 185L74 182H73V183H72ZM80 182H81V181H79V183H80ZM88 182H89V180H88ZM99 182H100V181H99ZM6 183H8V181H7ZM31 183H32V182H31ZM31 183H30V184H31ZM42 183H43V182H42ZM45 183H46V182H45ZM60 183H61V182H60ZM75 183H76V181H75ZM77 183H78V182H77ZM77 183H76V184H77ZM84 183H85V182H84ZM100 183H101V182H100ZM4 184H5V183H4ZM17 184H18V183H17ZM40 184H41V183H40ZM118 184H119V183H118ZM140 184H141V183H140ZM158 184H159V183H158ZM0 185H1V184H0ZM8 185H9V184H8ZM10 185H11V184H10ZM19 185H21V184H19ZM28 185H29V184H28ZM64 185H65V184H64ZM82 185H83V184H82ZM112 185H113V183H112ZM126 185H127V184H126ZM12 186H13V185H12ZM17 186H18V185H17ZM46 186H47V185H46ZM54 186H55V185H54ZM80 186H81V184H80ZM83 186H84V185H83ZM118 186H119V185H118ZM158 186H159V185H158ZM0 187H2V186H0ZM8 187H9V186H8ZM30 187L32 188V186H30ZM30 187H29V188H30ZM38 187H39V185H38ZM65 187H66V185H65ZM67 187H68V186H67ZM74 187L76 188L77 186H74ZM81 187H82V186H81ZM100 187H101V186H100ZM9 188H10V187H9ZM13 188H14V186H13ZM15 188H16V186H15ZM17 188H18V187H17ZM20 188H21V186H20ZM20 188H19V189H20ZM42 188H44V187H42ZM45 188H46V187H45ZM48 188H49V187H48ZM52 188H53V187H52ZM56 188H57V190H58V187H56ZM77 188H78V187H77ZM77 188H76V189H77ZM105 188H106V187H105ZM3 189H4V187L2 188V190H3ZM21 189H22V188H21ZM23 189H24V188H23ZM26 189H27V188H26ZM66 189H67V188H66ZM84 189H85V188H84ZM86 189H87V188H86ZM154 189H155V188H154ZM12 190H13V189H12ZM63 190H65V189H63ZM78 190L80 191V189H78ZM78 190H77V191H78ZM108 190H109V189H108ZM0 191H1V190H0ZM13 191H14V190H13ZM20 191H23V190H19V192H17V193H20V194H21ZM44 191H45V190H43V192H44ZM61 191H62V190H61ZM61 191H59V192H61ZM73 191H74V190H73ZM84 191H85V190H84ZM86 191H87V190H86ZM150 191H151V189H150ZM156 191H157V190H156ZM1 192L3 193L4 191H1ZM9 192H10V191H9ZM11 192H12V191H11ZM27 192H28V189H27ZM39 192H40V191H39ZM105 192H107V191L105 190ZM109 192H110V191H109ZM151 192H152V191H151ZM5 193H6V191L3 193V195H5ZM15 193H16V191H14V193H13V196H14V197H15V195H14ZM17 193H16V194H17ZM44 193H45V192H44ZM44 193H43V194H44ZM52 193L54 194V192H52ZM76 193H77V192H76ZM107 193H108V192H107ZM111 193H112V192H110V194H111ZM113 193H114V191H113ZM116 193H117V192H116ZM145 193H146V192H145ZM10 194H11V193H10ZM10 194H9V195H10ZM23 194H24V191H23ZM27 194H28V193H27ZM29 194H30V193H29ZM32 194H33V192H32ZM45 194H46V193H45ZM49 194H51V193H49ZM77 194L79 195V192H78ZM105 194H106V193H105ZM110 194H109V195H110ZM124 194H125V193H124ZM124 194H123V195H124ZM154 194H155V193H154ZM7 195H8V194H7ZM63 195H64V193H63ZM67 195H68V194H67ZM67 195H66L65 197H67ZM80 195H81V193H80ZM98 195H100V193H99ZM113 195H114V194H113ZM113 195H112V197H113ZM16 196H17V195H16ZM18 196H19V194H18ZM23 196H24V195H23ZM43 196H50V195H43ZM52 196H54V195H52ZM92 196L94 197L93 193H92ZM95 196H96V195H95ZM101 196H102V195H101ZM118 196H119V195H118ZM147 196H148V195H147ZM4 197H6V196H4ZM11 197H12V195H11ZM11 197H10V199H11ZM21 197H22V194L20 195V198H21ZM31 197H32V196H31ZM36 197H37V196H36ZM96 197H97V196H96ZM108 197H109V196H108ZM15 198L18 199L19 197H15ZM23 198H24V197H22V199H23ZM34 198H35V197H34ZM39 198H42L41 195H40ZM45 198H46V197H45ZM57 198H59V197H57ZM63 198H64V196H63ZM71 198H72V197H71ZM126 198H127V197H126ZM141 198H142V197H141ZM47 199H48V198H47ZM49 199H53V198H50V197H49ZM61 199H62V198H61ZM61 199H60V200H61ZM79 199H80V198H79ZM82 199H83V198H82ZM107 199H108V198H107ZM120 199H121V198H120ZM139 199H140V196H139ZM146 199H147V198H146ZM146 199H144V200H146ZM166 199H167V198H166ZM18 200H19V201H18ZM18 200H17V201H18V203H19V202H20V199H18ZM24 200H25V199H24ZM24 200H23V201H24ZM45 200H46V199H45ZM62 200H63V199H62ZM68 200H69V199H68ZM94 200H95V199H94ZM100 200H101V199H100ZM108 200H109V199H108ZM124 200H125V199H124ZM126 200H128V199H126ZM164 200H165V199H164ZM10 201H11V200H10ZM12 201H14V200L12 199ZM23 201L21 200V202H23ZM41 201H42V200H41ZM43 201H44V197H43ZM57 201H58V200H57ZM57 201H55V202H57ZM63 201H64V200H63ZM70 201H71V200H70ZM73 201H74V200H73ZM80 201H81V200H80ZM80 201H79V202H80ZM83 201H84V200H83ZM91 201H92V200H91ZM97 201H98V200H97ZM105 201H106V199H105ZM128 201H129V200H128ZM50 202L52 203V202H54V201H53V200H52V201L50 200ZM75 202H76V201H74V203H75ZM84 202H85V201H84ZM84 202H82V203H84ZM88 202H89V201H88ZM98 202H99V201H98ZM101 202H104V201L102 200ZM101 202H99V203H101ZM108 202H109V201H108ZM108 202H107V204H109ZM6 203H7V202H6ZM31 203H32V202H31ZM64 203H66V202H64ZM64 203H63L62 207L64 206ZM69 203H70V202H69ZM71 203H73V202L71 201ZM93 203H94V202H93ZM104 203H105V202H104ZM104 203H102V204H104ZM115 203H117V202H115ZM125 203H126V202H125ZM127 203H128V202H127ZM169 203H170V201H169ZM23 204H24V203H23ZM32 204H33V203H32ZM32 204H31V205H32ZM55 204H56V203H55ZM66 204H67V203H66ZM66 204H65V205H66ZM89 204L91 205V203H89ZM95 204H97V203H95ZM159 204H160V203H159ZM9 205H11V204H9ZM13 205H14V204H13ZM76 205H78V204H76ZM121 205H122V204H121ZM132 205H133V204H132ZM163 205H164V204H163ZM2 206H3V205H2ZM6 206H7V205H6ZM24 206H25V205H24ZM32 206H34V205H32ZM53 206H54V205H53ZM57 206H59V204H58ZM92 206H93V205H92ZM108 206H109V205H108ZM111 206H113V205L111 204ZM111 206H110V207H111ZM122 206H123V205H122ZM122 206H121V207H122ZM136 206H137V205H136ZM150 206H151V205H150ZM152 206H154V205H152ZM11 207H13V206L11 205ZM22 207H23V206H22ZM29 207H30V206H29ZM49 207H50V206H49ZM64 207H66V206H64ZM70 207H71V206H70ZM110 207H109V208H110ZM119 207H120V206H119ZM164 207H165V206H164ZM14 208H17V206H16V207L14 206L13 209H14ZM30 208H32V207H30ZM67 208H68V207H67ZM73 208H74V206H73ZM93 208H94V207H93ZM93 208H92V209H93ZM112 208H113V207H112ZM138 208H139V207H138ZM142 208H144V207H142ZM232 208H233V206H232ZM0 209H3V208L0 207ZM5 209H6V210L9 209V211H11V210H10L11 208H9V207H7V208H5ZM34 209H35V208H34ZM68 209H70V208H68ZM99 209H101V208H99ZM117 209H118V207H117ZM119 209H120V208H119ZM121 209L124 210V208H121ZM48 210H49V209H48ZM58 210H59V208H58ZM61 210H63V209H61ZM70 210L72 211V209H70ZM75 210H76V209H75ZM142 210H143V209H142ZM169 210H170V208H169ZM12 211H13V210H12ZM12 211H11V212H12ZM25 211H26V210H25ZM38 211H39V210H38ZM49 211H50V210H49ZM59 211H60V210H59ZM59 211H57V212H59ZM73 211H74V210H73ZM92 211H94V210H92ZM101 211H102V210H101ZM111 211H112V210H111ZM124 211H125V210H124ZM172 211H173V210H172ZM225 211H227V210H225ZM233 211H234V209H233ZM35 212H36V211H35ZM51 212H52V211H50V213H51ZM66 212H68V211L65 210V213H66ZM106 212H107V211H106ZM106 212H105V213H106ZM129 212H130V211H129ZM173 212H174V211H173ZM173 212H172V213H173ZM190 212H191V211H190ZM199 212H200V211H199ZM231 212H232V209H231ZM9 213H10V212H9ZM12 213H13V212H12ZM12 213H11V214H12ZM16 213H18V211H16ZM16 213H14V214H16ZM38 213H39V212H38ZM46 213H47V211H46ZM53 213H54V212H53ZM53 213H52V214H53ZM74 213H75V212H74ZM78 213H79V212H78ZM92 213H94V212H92ZM96 213H97V212H96ZM121 213H122V212H121ZM127 213H128V212H127ZM134 213H135V212H134ZM152 213H153V212H152ZM178 213H179V212H178ZM221 213H222V212H220V214H221ZM255 213H256V212H255ZM29 214H30V213H29ZM67 214H70V212H68ZM79 214H81V213H79ZM128 214H129V213H128ZM176 214H177V213H176ZM190 214H191V213H190ZM195 214H196V213H195ZM258 214H259V213H258ZM5 215H6V214H5ZM38 215H39V214H38ZM58 215H59V214H58ZM72 215H73V214H72ZM72 215H70V216H72ZM84 215H85V214H84ZM94 215H95V213H94ZM101 215H102V214H101ZM101 215H100V216H101ZM159 215H161V214H159ZM159 215L157 214V216H159ZM170 215H171V214H170ZM177 215H178V214H177ZM187 215H188V214H187ZM9 216H10V215H9ZM39 216H40V215H39ZM55 216H56V215H55ZM60 216H61V215H60ZM73 216H74V215H73ZM73 216H72V217H73ZM75 216H76V215H75ZM75 216H74V217H75ZM105 216H106V215H105ZM122 216L124 217L125 215L122 214ZM173 216H174V215H173ZM175 216H176V215H175ZM198 216H199V215H198ZM211 216H213V215H211ZM223 216H224V215H223ZM226 216H227V215H226ZM6 217H8V215H7ZM11 217H12V216H11ZM29 217H30V216H29ZM29 217H27V218L29 219ZM50 217H51V216H50ZM50 217H49V218H50ZM80 217H82V216H80ZM98 217H99V215H98ZM108 217H110V215H109ZM116 217H117V215H116ZM141 217H142V216H141ZM155 217H156V216H155ZM178 217H179V216H178ZM15 218H18V217H15ZM55 218H56V217H55ZM67 218H68V217H67ZM69 218H70V217H69ZM69 218H68V219H69ZM112 218H113V217H112ZM114 218H115V217H114ZM145 218H147V217L145 216ZM149 218H150V217H148V219H149ZM164 218H165V217H164ZM176 218H177V217H176ZM180 218H181V217H180ZM256 218H257V217H256ZM28 219H27V220H28ZM70 219H71V218H70ZM72 219H73V218H72ZM84 219H85V218H84ZM118 219H119V218H118ZM141 219H142V218H141ZM143 219H144V218H143ZM151 219H152V218H150L149 220H151ZM177 219H178V218H177ZM181 219H182V218H181ZM19 220H20V219H19ZM25 220H26V219H25ZM30 220H31V218H30ZM48 220H49V219H48ZM75 220H78V219L76 218ZM82 220H83V219H82ZM104 220H105V219H104ZM104 220H103V221H104ZM134 220H135V219H134ZM134 220H133V222H134ZM139 220H140V217H139ZM5 221H6V220H5ZM54 221H55V220H54ZM66 221H67V220H66ZM110 221H111V220H110ZM112 221H113V222H111V223H114V219H113ZM116 221H117V220H116ZM118 221H119V220H118ZM118 221H117V223H118ZM128 221H129V220H128ZM144 221H145V220H144ZM144 221H142V222H144ZM158 221H159V220H158ZM171 221H172V219H171ZM178 221H179V220H178ZM249 221H250V220H249ZM20 222H22V221H20ZM77 222H78V221H77ZM81 222H82V221H81ZM81 222H79L80 225H81ZM120 222H121V221H120ZM189 222H190V221H189ZM22 223H23V222H22ZM27 223H28V222H27ZM86 223H87V222H86ZM103 223H104V222H103ZM117 223H116V224H117ZM124 223H125V222H124ZM126 223H127V222H126ZM130 223H131V222H130ZM144 223H145V222H144ZM144 223H143V224H144ZM148 223H150V222H148ZM171 223H172V222H171ZM179 223H180V222H179ZM181 223H182V222H181ZM235 223H236V222H235ZM41 224H42V222H41ZM57 224H58V222H57ZM69 224H70V223H69ZM74 224H75V223H74ZM100 224H101V222H100ZM100 224H99V221H97L96 219L90 217V218H88V227L86 226L87 229L84 230V232H81V230L78 231V230H71V229H70V231H69V230L66 231L67 229H66V230H61V229H60L61 231H58V230L52 229V228L49 227V226H46L45 224H44V225L42 224L41 226L39 225V226H40L39 228H40L41 231H42V232H41V231H40V232L43 233V234L45 233L46 235H48V237H50V239H51L52 241H56V242L77 241V242H78V241H80V238L82 237V236H81V235H82L81 233H83V236H85V235H91V234H93V233H95V232H97V231H100ZM133 224H134V223H133ZM133 224H132V225H133ZM135 224H136V221H135ZM150 224H151V223H150ZM154 224H155V223H154ZM182 224H183V223H182ZM227 224H228V223H227ZM250 224H251V223H250ZM9 225H10V224H9ZM28 225H29V224H28ZM86 225H87V224H86ZM103 225H104V224H103ZM113 225H114V224H113ZM118 225H120V224H118ZM122 225H124V224H122ZM146 225H147V224H146ZM157 225H158V224H157ZM159 225H160V223H159ZM164 225H166L165 222H164ZM167 225H168V224H167ZM212 225H213V224H212ZM15 226H16V225H15ZM30 226H31L30 228H32V225H30ZM34 226H35V225H34ZM56 226H57V225H56ZM71 226H72V225H71ZM83 226H84V225H83ZM111 226H112V225H111ZM115 226H116V225H115ZM137 226H138V225H137ZM142 226H143V225H142ZM142 226H141V227H142ZM154 226H156V225H154ZM169 226H170V225H169ZM176 226H177V225H176ZM181 226H182V225H181ZM7 227H8V226H7ZM21 227H22V226H21ZM28 227H29V226H28ZM57 227H58V226H57ZM145 227H147V226H145ZM145 227H144V229H145ZM161 227H162V226H161ZM198 227H200V226H198ZM22 228H23V227H22ZM61 228H62V227H61ZM64 228H65V227H64ZM69 228H70V225H69ZM109 228L111 229V227H109ZM133 228L135 229V227H132V229H133ZM147 228H148V227H147ZM153 228H155V227H153ZM202 228H203V227H202ZM204 228H205V227H204ZM7 229H9V228H7ZM10 229H11V227H10ZM32 229H33V228H32ZM56 229H57V228H56ZM132 229H131V230H132ZM134 229H133V231H134ZM136 229H138V228H136ZM168 229H169V228H168ZM168 229H167V230H168ZM171 229H172V228H171ZM115 230H116V229H115ZM115 230H114V231H115ZM150 230H151V229H150ZM212 230H213V229H212ZM261 230H262V229H261ZM7 231H8V230H7ZM7 231H6V233H7ZM25 231H27V230L25 229ZM25 231H24V232H25ZM37 231H38V230H37ZM105 231H106V230H105ZM107 231H108V230H107ZM141 231H142V229H141ZM143 231H144V230H143ZM143 231H142V232H143ZM147 231H148V229H147ZM151 231H152L151 233H153V230H151ZM170 231H171V230H170ZM8 232H9V231H8ZM103 232H104V231H103ZM137 232H139V234H137L136 237L139 239V237H141V236H139V235H142V234H140V231H137ZM137 232H135V233H137ZM144 232H145V231H144ZM173 232H174V230H173ZM188 232H189V231H188ZM201 232H203V231H201ZM258 232H259V231H258ZM20 233H21V232H20ZM25 233H26V232H25ZM29 233H30V232H29ZM37 233H38V232H37ZM41 233H40V234H41ZM127 233H128V232H127ZM132 233H133V232H132ZM132 233H131V234H132ZM146 233H147V232H146ZM171 233H172V232H171ZM174 233H175V232H174ZM204 233H205V232H204ZM259 233H260V232H259ZM115 234H116V233H115ZM131 234H130V235H131ZM210 234H211V233H210ZM248 234H249V233H248ZM14 235H15V234H14ZM18 235H19V234H18ZM26 235H27V234H26ZM109 235H110V234H109ZM111 235H112V234H111ZM143 235H145V233H144ZM147 235H148V234H147ZM147 235H146V236H147ZM151 235H153V234H151ZM151 235H150V236H151ZM168 235H169V234H168ZM202 235H204V234H202ZM202 235H201V236H202ZM11 236H12V235H11ZM100 236H101V235H100ZM105 236H106V235H105ZM107 236H108V235H107ZM134 236H135V235H134ZM138 236H139V237H138ZM205 236H206V235H205ZM243 236H244V235H243ZM40 237H41V236H40ZM48 237H46V238H48ZM94 237H95V236H94ZM110 237H111V236H110ZM129 237L131 238V236H129ZM136 237H135V238H136ZM148 237H149V236H147V238H148ZM156 237H157V236H156ZM261 237H262V236H261ZM10 238H11V237H10ZM10 238H9V239H10ZM13 238H14V237H13ZM17 238H18V236H17ZM90 238H91V237H90ZM105 238H106V237H105ZM107 238H108V237H107ZM112 238H113V237H112ZM144 238H146V237H144ZM149 238H150V237H149ZM154 238H155V237H154ZM157 238H159V237H157ZM191 238H192V237H191ZM218 238H219V237H218ZM18 239H19V238H18ZM141 239H142V238H141ZM141 239H140V240H141ZM150 239H151V238H150ZM159 239H160V238H159ZM209 239H210V238H209ZM84 240H85V239H84ZM88 240H89V239H88ZM98 240H99V239H98ZM105 240H106V239H105ZM110 240H111V239H110ZM152 240H153V239H152ZM165 240H166V239H165ZM217 240H218V239H217ZM217 240H216V242H217ZM221 240H222V239H221ZM244 240H245V239H244ZM249 240H250V239H249ZM262 240H263V239H262ZM26 241H27V240H26ZM52 241H51V243L53 244ZM89 241H90V240H89ZM134 241H135V240H134ZM145 241H146V240H145ZM234 241H235V240H234ZM250 241H251V240H250ZM257 241H258V240H257ZM260 241H261V240H260ZM4 242H5V241H4ZM96 242H97V241H96ZM136 242H137V240H136ZM136 242H134V243H136ZM139 242H140V241H139ZM142 242L144 243V241H142ZM200 242H201V241H200ZM238 242H239V241H238ZM258 242H259V241H258ZM89 243H90V242H89ZM98 243H99V242H98ZM100 243H101V242H100ZM111 243H112V242H111ZM242 243H243V242H242ZM105 244H106V243H105ZM138 244H139V243H138ZM141 244H142V243H141ZM243 244H244V243H243ZM260 244H261V243H260ZM263 244H264V243H263ZM32 245H33V244H32ZM48 245H49V244H48ZM98 245H99V244H98ZM101 245H103V243H101ZM107 245H108V244H107ZM146 245H147V244H146ZM206 245H207V244H206ZM234 245H235V244H234ZM255 245H257V244H255ZM16 246H17V245H16ZM50 246H52V245H50ZM99 246H100V245H99ZM103 246H104V245H103ZM136 246H137V243H136ZM143 246H144V245H143ZM165 246H166V245H165ZM216 246H217V245H216ZM253 246H254V245H253ZM13 247H14V246H13ZM35 247H36V246H35ZM38 247H39V246H38ZM38 247H37V248H38ZM44 247L47 248L46 245H45ZM72 247H73V246H72ZM89 247H90V246H89ZM122 247H123V246H122ZM148 247H149V246H148ZM210 247H211V246H210ZM30 248H31V247H30ZM41 248H42V246H41ZM51 248H52V247H51ZM63 248H64V247H63ZM116 248H118V247H116ZM123 248H125V247H123ZM136 248H137V247H136ZM157 248H158V247H157ZM157 248H156V249H157ZM245 248H246V247H245ZM247 248H248V247H247ZM32 249H33V248H32ZM34 249H35V248H34ZM65 249H66V247H65ZM80 249H81V248H80ZM105 249H106V248H105ZM110 249H111V248H110ZM112 249H113V248H112ZM152 249H153V248H152ZM159 249H160V248H159ZM161 249H162V248H161ZM194 249H195V248H194ZM198 249H199V248H198ZM41 250H42V249H41ZM46 250H47V249H46ZM46 250H45V252H46ZM83 250H84V249H82V251H83ZM106 250H107V249H106ZM106 250H105V251H106ZM114 250H115V249H114ZM123 250H124V249H123ZM178 250H179V248H178ZM180 250H181V249H180ZM199 250L203 251L204 249L201 248V249H199ZM209 250H210V249H209ZM240 250H242V249H240ZM12 251H13V250H12ZM84 251H86V249H85ZM88 251H89V250H88ZM109 251H111V250H109ZM116 251H117V249H116ZM194 251H196V250H194ZM206 251H207V250H206ZM260 251H261V250H260ZM40 252H41V251H40ZM50 252H51V251H50ZM64 252H65V250H64ZM113 252H114V251H113ZM118 252H120V251H118ZM155 252H156V251H155ZM160 252H161V251H160ZM62 253H63V251H62ZM108 253H109V252H108ZM114 253H115V252H114ZM166 253H167V252H166ZM195 253H196V252H195ZM197 253H198V252H197ZM204 253H205V252H204ZM255 253H256V252H255ZM41 254H43V253H41ZM55 254H56V252H55ZM87 254H88V253H87ZM111 254H112V253H111ZM119 254H121V252H120ZM119 254H118V255H119ZM125 254H126V253H125ZM252 254H253V253H252ZM31 255H33V254H31ZM62 255H64V254H62ZM66 255H67V254H66ZM71 255H72V254H71ZM105 255H106V253H105ZM162 255L165 256V254H162ZM243 255H244V254H243ZM35 256H36V255H35ZM51 256H52V255H51ZM67 256H68V255H67ZM77 256H78V255H77ZM100 256H101V255H100ZM112 256H114V255L112 254ZM116 256H117V254H116ZM177 256H178V255H177ZM200 256H201V254H200ZM202 256H203V255H202ZM245 256H246V255H245ZM248 256H249V255H248ZM251 256H252V255H251ZM251 256H249V257H251ZM16 257H17V256H16ZM52 257H53V256H52ZM124 257H125V256H124ZM124 257H122V259H123ZM152 257H154V256H152ZM160 257H161V256H160ZM185 257H186V256H185ZM192 257H193V256H192ZM213 257H214V256H213ZM254 257H255V256H254ZM254 257H253V258H254ZM67 258H68V260H69V257H67ZM67 258H65V259H67ZM79 258H80V257H79ZM116 258H117V257H116ZM120 258H121V257H120ZM125 258H126V257H125ZM125 258H124V259H125ZM129 258H131V257H129ZM129 258H127V259H129ZM158 258H159V257H158ZM199 258H200V257H199ZM251 258H252V257H251ZM253 258H252V259H253ZM71 259H73V258H71ZM131 259H132V258H131ZM200 259H201V258H200ZM206 259H208V258H205V260H206ZM213 259H214V258H213ZM30 260H31V259H30ZM60 260H62V259H60ZM68 260H67V261H68ZM76 260H77V259L74 260V264H75V261H76ZM81 260H82V259H81ZM83 260H84V259H83ZM95 260H96V259H95ZM98 260H99V258H98ZM102 260H103V258H102ZM250 260H251V259H250ZM28 261H29V260H28ZM31 261H32V260H31ZM49 261H50V260H49ZM62 261H63V260H62ZM77 261H78V260H77ZM103 261H104V260H103ZM122 261H123V260H122ZM158 261H159V259L157 260V262H158ZM193 261H195V259H194ZM196 261L198 262V260H196ZM214 261H215V260H214ZM232 261H233V260H232ZM25 262H26V261H25ZM68 262H72V261H68ZM68 262H67V263H68ZM78 262H79V261H78ZM80 262H81V261H80ZM97 262H98V261H97ZM100 262H101V261H100ZM100 262H98V263H100ZM110 262H111V261H110ZM159 262H160V261H159ZM161 262H162V261H161ZM211 262H213V261H211ZM211 262H210V263H211ZM15 263H17V261H16ZM15 263H13V264H15ZM19 263H20V261H19ZM29 263H30V262H29ZM60 263H61V262H60ZM90 263H92V262H90ZM175 263H176V262H175ZM194 263H195V262H194ZM258 263H259V262H258ZM261 263H262V262H261ZM20 264H21V263H20ZM25 264H26V263H25ZM27 264H28V263H27ZM31 264H32V262H31ZM49 264H50V263H49ZM51 264H52V263H51ZM68 264H69V263H68ZM76 264H77V263H76ZM82 264H83V263H82ZM106 264H107V263H106ZM121 264H123V263H121ZM151 264H152V263H151ZM153 264H154V263H153ZM176 264H177V263H176ZM178 264H179V263H178ZM207 264H208V263H207ZM211 264H214V262L211 263ZM231 264H233V263L231 262Z\"/></svg>","mask_w":264,"mask_h":264}]
</instances>
